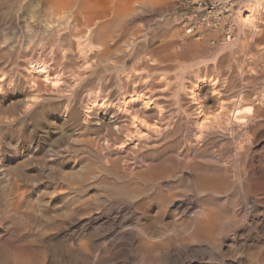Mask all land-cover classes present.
I'll list each match as a JSON object with an SVG mask.
<instances>
[{
	"label": "rangeland",
	"instance_id": "obj_1",
	"mask_svg": "<svg viewBox=\"0 0 264 264\" xmlns=\"http://www.w3.org/2000/svg\"><path fill=\"white\" fill-rule=\"evenodd\" d=\"M26 1V3H24ZM0 0V22H1V20H2V22L4 23H0V37H2V38H0V42L1 43H3V44H8V46H4L3 44H1L0 43V78L1 79H6V80H12V81H20V80H23L24 78H26V76H27V69H26V66L27 65H25V64H28V60L29 61H31V60H39L40 59V57L42 58L43 57V59H48V60H50V58H51V55H50V53H49V50H55V51H57V52H67V51H69L68 49H69V43H68V41H67V44H66V42L64 41H61L59 38H58V35L61 37L62 35L63 36H65V34H67L68 32H65L64 31V27L63 26H61V27H58V29L60 30V31H58V35H55V37L53 36V37H49V36H46L45 34H43L42 33V26L41 25H39L40 23H39V21H37V19H35L34 20V18H35V16L39 13V11H40V5H39V1L38 0H30V4H28V2L29 1H27V0ZM126 1H128V0H126ZM136 1L138 2V3H136ZM141 1H142V3H141ZM150 1V0H149ZM148 0H129L128 2H126L129 6H131L132 7V9L133 8H135L126 18H122V21H121V24H120V26H119V28H120V31L123 33V34H125V32L126 31H124L125 29L126 30H128V29H130L131 27V30H128V31H130V33H131V36H132V40H133V43H131V44H133V47H122L123 49H125L126 48V50H127V52L129 53V56H127V60H128V66L130 67V64H131V66H133V64L134 63H136V62H138V61H140L141 59H148V61H151V59L153 60V62H150L152 65H150L151 67L153 66V64L155 63V65L157 66H155L157 69H160L159 71H157V69L156 68H152L151 70H149L150 68L149 67H145L144 65H143V67L141 66V65H139L138 67V71L140 70V68H141V70L139 71V74L140 75H142L143 77H144V74L146 75L145 76V78H144V80H143V82L145 81V83H149L148 85H143V87L144 86H147V89H149L150 91H152L153 92V94L155 95V94H158V93H161L162 91L161 90H163L164 92H166L165 94H166V97H164L165 95H164V93L162 94V95H156V97H158V99H159V101H160V103H161V105L164 107V110L165 109H167V110H165L166 112H168V113H166L167 114V117H168V121L170 122L169 124V129L164 133V135H161V136H163V137H161V136H156V139H155V137H154V139H151L150 140V142L148 143V144H153V145H158V144H161V143H165L164 144V148H163V150L162 151H159L160 153H158L157 152V154H159V155H161L162 157L159 159V155H157V154H155L156 156H154L151 152V156H149V157H154L155 159L154 160H151V159H149V163L151 164V162L152 161H154V162H152V164H157L159 161H161V160H163V159H165L166 160V165L162 168V169H159L160 171H157V172H153L152 170H150V169H148V168H146V166L145 167H141L140 166V168L139 169H137L138 167H139V165L141 164V162H140V159L137 157V154L135 155V153H132V155L130 154L129 156H126V157H123V158H125V159H123V158H121V159H119L118 157H119V155L117 154V153H114V154H112V156H110L109 158H104L103 159V161L105 162L106 160V162L107 163H109V164H103L104 162L103 161H101L102 159H100L99 160V157L98 156H91V155H89V158H88V155H86L87 153L86 152H81V151H74V150H72V149H70L68 146H67V144L65 145L64 143H67L65 140H63L62 138H60V137H58V135L57 136H55L54 137V140H55V144H56V146H57V149L58 150H60V151H65L64 153L65 154H63L62 153V155H60V154H58V156H60V157H56V162H57V164L60 166V165H63V163H66V164H68V165H72V164H77V166H81L82 168H84L85 169V167H86V169L85 170H83V171H85L87 174H88V172L90 173V171H88L89 169H93V170H97L96 172H98V171H103V172H101L102 173V175H107V178H104V180H106V179H108L109 181L111 180H115V183L117 184V186H116V184H114V186H113V184L112 183H110V182H108L109 184H110V186H108L109 188H107V185H109L108 183H101V184H94V181L95 180H97L96 178L94 179H92V181L91 180H88L87 182V184L86 185H84L83 187H84V189L86 190H84L83 189V187L81 186V187H79V189H77L78 187L76 186L77 184H75V182H70V184H69V186H67V184L69 183V182H67L66 183V181H64V180H62L61 178L59 179V177H58V175H54V174H56V173H54L53 174V172H55L54 171V169H53V172H51V170H49V171H47L46 169H47V166L45 167L42 163H38V164H35L36 166L35 167H28V166H26L25 167V172H27V174L25 173L23 176H18V178L17 177H15V175L13 176L9 171L11 170V169H9V165H10V168H11V166H14V165H16V163L18 164V163H22V160H21V158H20V155L19 154H17V153H15V152H13V150H12V148H13V146H11V145H13V142L11 141L12 140V135L10 134V133H8V132H6V133H0V147H1V145L2 144H5L6 145V143H9V145H10V147H12V148H10L9 150H8V148H9V146H8V144L5 146V145H2V148L0 149V171L2 170L3 171V173H4V176H6V177H1V176H3V173H2V171L0 172L1 174H0V179H1V181H3V180H5V181H3V182H1L0 181V183H2V184H0L1 186L3 185H5L4 183H7L6 181H7V178H8V181L10 180V179H12L13 180V178H14V180H15V178H17V180H18V186H19V188H14V187H18V186H13L12 185V183H9V182H14V181H12V180H10L9 182H8V184L7 185H5L4 186V190H3V186L1 187L0 186V191H3V193H1L0 192V197H3L0 201V209H2V211L0 212V251L1 252H3L4 253V256H2L3 254L0 252V254H2L1 256H0V262H2V263H0V264H14V263H19V264H68V262H69V264L71 263L70 261H74L73 263H71V264H76L78 261H82V262H78L77 264H92L94 261H97V262H94L93 264H264V223H262V222H264V177H260L261 175L263 176L264 175V158H263V155H264V113H262L263 111H264V107H263V105H264V97H261V99L259 100V97L261 96V94L263 93L264 94V51H262L261 50V48L263 47V45H264V43H263V41H264V0H262V1H260V0H232L233 1V7H232V14H231V16H229L228 17V19H226L225 21L223 20L222 21V23H221V25L219 26V28H216V29H211V28H208V27H205V26H197V28H196V31L193 33V34H186L185 33V31H184V26H183V22H184V20L185 19H187L188 17L187 16H189V15H191L192 13H194V12H196L195 11V5H194V0H151L150 2H149ZM259 1V3H254V2H258ZM16 2V3H15ZM35 2V3H34ZM125 2V1H124ZM129 2H130V4H129ZM132 2H135L136 3V5H139V6H137V8H136V6H135V3L134 4H132ZM146 2V3H145ZM155 2V3H154ZM260 2H261V4H260ZM13 3H15V4H13ZM18 3V4H17ZM21 3H23V4H21ZM34 3V4H33ZM150 3V4H149ZM154 3V4H153ZM255 4L254 6H253V4ZM12 4H13V6H14V8H15V10H14V12H16V14L13 12V6H12ZM24 4H26L25 5V8H23V5ZM252 4V7L253 8H255V10L256 11H254V14H253V17H252V19L253 20H251V22H250V25H249V22H248V25H246V21H244V18H247V17H249V15H250V10H248L247 8H248V6L249 5H251ZM18 5V6H17ZM16 6H17V9H16ZM28 6H29V8H28ZM30 6H31V8H30ZM32 6H33V8H32ZM35 6H36V8H35ZM38 6H39V8H38ZM246 6H247V8H246ZM245 7V8H244ZM11 8V9H10ZM20 8V9H19ZM141 8V9H140ZM260 8V9H259ZM8 9V10H7ZM22 9V10H21ZM23 9H25V10H23ZM28 9H29V11H28ZM35 9V13L33 12V10ZM246 9H247V11H246ZM262 9V10H261ZM6 10V11H5ZM12 10V11H11ZM17 10V11H16ZM31 10H32V12L34 13V15H31L30 13H32L31 12ZM141 10V11H140ZM145 10H146V12H145ZM259 10V11H258ZM11 12V13H8V12ZM27 11V12H26ZM36 11H37V13H36ZM19 12H21L20 14H19ZM26 12V13H25ZM30 12V13H29ZM112 10L111 9H109V10H107V12H106V14H108V16H106V19H108L107 21L108 22H111L110 20H111V18H113L112 16L114 15V14H112ZM145 12V13H144ZM158 12V13H157ZM7 13V15H5ZM24 13V14H23ZM28 13V14H27ZM32 13V14H33ZM149 13V14H148ZM258 13V15H256L255 16V14H257ZM12 16H11V15ZM20 16H19V15ZM109 14H111V15H109ZM153 14V15H152ZM261 14V15H260ZM10 15V16H9ZM14 15V16H13ZM17 15V16H16ZM26 15V16H25ZM29 15H30V17H29ZM143 15V16H142ZM144 15H146V16H144ZM28 16V17H27ZM32 16V17H31ZM136 16H137V18H138V20H136L137 18H136ZM140 16V17H139ZM165 16V17H164ZM245 16V17H244ZM3 17H5L4 19H3ZM9 17V18H8ZM15 17H16V20H15ZM19 17V18H18ZM109 17H111V18H109ZM167 17V18H166ZM243 19H242V18ZM255 17V18H254ZM24 18V19H23ZM133 18V19H132ZM139 18H140V20H139ZM166 18V19H165ZM18 19H21V21H19L18 22ZM105 19V20H106ZM130 19H132V22H131V20ZM192 19H193V21H194V19H195V17H192ZM242 19V20H241ZM8 20V21H7ZM13 20V22H11V21ZM135 20V21H134ZM170 20V21H169ZM5 21V22H4ZM24 21V22H23ZM26 21V22H25ZM30 21H31V26H30ZM33 21H35L34 23H32ZM107 21H105L106 23H107ZM133 21H134V23H138V24H135L134 25V23H133ZM166 23V26H165V23ZM169 23H168V22ZM243 21V22H242ZM11 22V23H10ZM27 22H29V25L28 26H26L28 23ZM130 23V25H127V23ZM140 22V23H139ZM245 22V23H244ZM9 23V24H8ZM23 23H25V24H23ZM126 23V24H125ZM128 23V24H129ZM158 23V24H157ZM167 23H168V25L170 26H168L167 25ZM174 23V24H173ZM225 23H229V24H231L232 25V27H233V30H231L232 31V36H231V38H230V40H226V38H225V29H224V26H225ZM10 24L12 25L11 27L13 28V29H15L14 30V32L12 31V28L10 27ZM131 24H132V26H131ZM161 24H163V25H161ZM170 24H172V25H174L173 27H172V25H170ZM4 25H6V26H4ZM23 25V26H22ZM35 25V26H34ZM36 25H37V27H36ZM124 25H126V26H124ZM134 25V26H133ZM136 25H137V27H136ZM157 25V26H156ZM159 25V26H158ZM181 25V26H180ZM258 25V28L256 27ZM15 26H17V27H15ZM26 26V27H25ZM29 26H30V28H29ZM129 26V27H128ZM162 26V27H161ZM168 26V27H167ZM177 26V27H176ZM1 27H2V29H1ZM6 27V28H5ZM22 27V28H21ZM122 27H126L125 29L124 28H122ZM137 29H136V28ZM164 27H166V28H164ZM256 27V28H255ZM262 27V28H261ZM11 28V30H9ZM17 28V29H16ZM25 28V29H24ZM34 28V29H33ZM40 28V29H39ZM61 28V29H60ZM156 28H158L159 30H154V29ZM169 28H173L172 30H173V32H172V30H170ZM5 29V30H4ZM19 29V30H18ZM22 29H24V30H22ZM30 29V30H29ZM67 29H69V28H67ZM122 29V30H121ZM124 29V30H123ZM133 29V30H132ZM162 29V30H161ZM163 29H164V32H163ZM168 29V31L167 32H165V30H167ZM180 29V30H179ZM4 30V31H3ZM29 30V31H28ZM252 30V31H251ZM258 30H259V33H255V32H258ZM6 31V32H5ZM31 31V32H30ZM124 31V32H123ZM132 31H133V34H135V35H133L132 34ZM138 31V32H137ZM159 31H161V32H163V33H159ZM171 31V32H170ZM183 31V32H182ZM5 34V35H7L8 34V36H5V35H3V33ZM10 32H11V34H10ZM23 32V33H22ZM25 32H29L30 34H28L27 33V36H26V33ZM34 33V35H33V33ZM39 32H40V34H39ZM171 34H170V33ZM175 32V36H174V33ZM178 32V33H177ZM254 32V33H253ZM19 33V34H18ZM21 33V34H20ZM25 33V34H24ZM32 33V34H31ZM137 33H139V34H137ZM166 33V35L168 36H166V35H164ZM252 33V34H251ZM16 36H15V35ZM39 34V35H38ZM61 34V35H60ZM177 34V35H176ZM179 34H182V35H180L179 36ZM185 34V35H184ZM10 35V36H9ZM22 35V36H21ZM25 35V36H24ZM31 35H32V37H31ZM142 35V37H140ZM144 35V36H143ZM184 35V36H183ZM35 36V37H34ZM38 36V37H37ZM41 36V37H40ZM43 36L45 37L44 39H43ZM134 36V37H133ZM147 36H148V38H147ZM171 36V37H170ZM27 37V38H26ZM29 37V38H28ZM50 39H49V38ZM138 37H140V38H138ZM162 37H164L162 40H161V38ZM168 39V40H165L166 38ZM10 38H12V39H9ZM26 38V39H25ZM32 38V39H31ZM58 38V39H57ZM137 38L139 39V40H137ZM142 38V39H141ZM145 38V39H144ZM147 38V39H146ZM6 39H8V40H6ZM19 39L21 40V41H19ZM24 39V40H23ZM34 39V40H33ZM52 39V40H51ZM54 39V40H53ZM141 39V40H140ZM151 41H149V40ZM171 39V40H170ZM42 40V41H41ZM58 40V41H57ZM137 42H136V41ZM144 40L145 41H148L150 44H149V49H151V48H155V47H158L162 42L164 43V41H165V44L167 45V47H166V49H165V51L167 50V52H165V54L163 55V53H161V54H159V53H157V54H159V55H155V54H146V53H141V52H139V47H137V46H140L143 42H144ZM185 42H184V41ZM189 40L191 41L190 42V44H189ZM192 40H194V41H197V43L196 42H192ZM11 41V42H10ZM16 41V42H15ZM32 41V42H31ZM34 41V42H33ZM36 41V42H35ZM51 41V42H50ZM139 41V42H138ZM158 41V42H157ZM181 41V42H180ZM183 41V42H182ZM231 41V42H230ZM6 42V43H5ZM9 42V43H8ZM38 42V43H37ZM59 42H60V44H59ZM167 42V43H166ZM175 42H177L176 44H174ZM230 42V43H229ZM25 43H28V44H25ZM35 43V44H34ZM42 43V44H41ZM45 43V44H44ZM53 45H52V44ZM65 43V45L67 46H65V45H63ZM136 43H138V44H136ZM158 43H160V44H158ZM171 43V44H170ZM187 43V44H186ZM191 43H193V45H191ZM199 43V44H198ZM260 43V44H259ZM16 44H18V45H16ZM39 44V45H38ZM55 44H58V45H56V47H55ZM183 44V45H182ZM186 44V45H185ZM194 44H197V46L196 47H201V49L203 48V50L202 51H204V54H203V52L200 50V47H199V49L198 48H196V50H195V52L196 51H198V52H196V54H195V52H194ZM11 45V46H10ZM35 45V46H34ZM44 45V46H43ZM136 45V46H135ZM155 45H158V46H155ZM173 45V46H172ZM180 45V46H179ZM192 46V48H191V46ZM199 45V46H198ZM259 45V46H258ZM261 45H262V47H261ZM30 46V47H29ZM36 46H37V48H36ZM49 46V47H48ZM54 46V47H53ZM176 46V47H175ZM179 46V47H178ZM183 46V47H182ZM188 46H190V47H188ZM32 47V48H31ZM60 47H62V48H67L66 50H61V48ZM171 47H172V49H171ZM175 47V48H174ZM181 47V48H180ZM256 47V48H255ZM257 47H258V49H257ZM47 48V49H46ZM58 48H60V50L58 49ZM130 48H132V49H130ZM171 50H170V49ZM177 48V49H176ZM180 50H179V49ZM185 48H187V49H185ZM255 48V49H254ZM34 49L35 50H37V51H35L36 53H38V55L34 52ZM42 49V50H41ZM136 51V49H137V51L136 52H134V50ZM261 51H260V50ZM28 50V51H27ZM31 50H32V52H31ZM44 50H46V51H44ZM59 50V51H58ZM177 52H176V51ZM180 52H179V51ZM182 50V51H181ZM254 50V51H253ZM27 51V52H26ZM31 52V54H30V52ZM41 51V52H40ZM45 52V55H44V53L43 52ZM172 51V52H171ZM176 53H175V52ZM185 51V52H184ZM187 51H189V52H191V54H192V57H190V53H188ZM193 51V52H192ZM201 51V52H200ZM29 52V54L27 55L26 53H28ZM49 54H48V53ZM179 52V53H178ZM183 52V54H181ZM200 52V53H199ZM40 53V54H39ZM47 53V54H46ZM130 53H132V54H130ZM139 53V56H140V58H139V56H137V58L139 59H136V61H135V58H136V55ZM169 53H171V56H170V54ZM173 53H174V55H180L181 57H178L177 55L176 56H174L173 55ZM136 54V55H135ZM141 54V55H140ZM146 54V55H145ZM168 56H167V55ZM186 54H189V55H186ZM200 54V55H199ZM203 54V55H202ZM261 54H263V55H261ZM31 55V56H30ZM43 55V56H42ZM46 55H50L49 57H47ZM133 55V56H132ZM135 55V56H134ZM144 55V56H143ZM154 55V56H153ZM160 55L162 56V57H160ZM186 55V56H185ZM34 56H36V57H34ZM47 58H46V57ZM59 55H57V57H58ZM182 56H184V57H182ZM188 56H189V58H188ZM198 56V57H197ZM200 56H202L201 58H200ZM204 56V57H203ZM144 57V58H143ZM159 57V58H158ZM167 57H169L168 58V60H167ZM173 59L174 57H175V59L173 60V62L171 61L172 59ZM176 57L177 58H180V59H183V60H180V59H176ZM197 57V58H196ZM28 58V59H27ZM30 58H32V59H30ZM134 58V59H133ZM156 58L158 59L157 61H156ZM199 58V59H198ZM203 58H204V60H203ZM211 58V59H210ZM26 59V60H25ZM57 59H60L61 60V57L59 58H57ZM117 59V56H113L112 58H111V60H116ZM132 59V60H131ZM159 59H161L160 61H161V63H160V61H159ZM206 59V60H205ZM208 59V60H207ZM59 60V61H60ZM134 60V61H133ZM162 60L165 62H163L162 63ZM176 60V61H175ZM180 61V63H179V61ZM191 60H193V61H191ZM202 60V61H201ZM58 61V62H59ZM62 61V60H61ZM132 61V62H131ZM168 61V62H167ZM170 61V62H169ZM175 61V62H174ZM178 61V62H177ZM191 61V62H190ZM200 62L201 61V64H202V62L203 61H205V64H203L200 68L199 67H189L190 65H192L193 63H195V62ZM214 61V62H213ZM25 62V64L23 65V63ZM134 62V63H133ZM177 62V63H176ZM209 62V63H208ZM210 62H212V63H210ZM158 63V64H157ZM166 63H168V65L166 64ZM171 63H174V64H171ZM188 63H189V66H187L188 65ZM206 63H208V64H206ZM68 64H69V62H67V64H65V71H66V74L65 75H62V82H64V79H66V77L67 76H70V79H72L71 77H73V74H72V72H74V68H72V69H70L71 68V65L69 64V66H68ZM167 66H166V65ZM178 64V65H177ZM187 64V65H186ZM159 65H162V67H159ZM177 65V66H176ZM185 67H184V66ZM204 65H206L205 67H204ZM23 66V67H22ZM169 66V67H168ZM174 66H175V68L177 69H175L174 68ZM154 67V66H153ZM170 68V69H164V68ZM206 67H208V68H206ZM253 67V68H252ZM23 68V69H22ZM25 68V69H24ZM70 70H69V69ZM104 67H102V66H97V67H95L94 68V70H92V68L90 69V71L92 70V72H93V74L91 75L92 76V78H91V80H93V84L94 85H96L99 81H105L107 84H108V86H110L111 87V84L113 83V86H112V89H110V90H115L116 89V87H118V86H115L116 84L118 85V83H114V82H116V80H114L115 78L113 77L114 76V74L116 73V72H113L112 73V71H111V69H108V68H105V69H103ZM110 68V67H109ZM149 68V69H148ZM174 69V70H176V71H173V70H171V69ZM181 70H180V69ZM185 68H188V69H185ZM195 68H197V69H199V72H198V70L197 69H195ZM202 68V69H201ZM146 69V70H145ZM154 69V70H153ZM162 69H163V71H162ZM194 70L192 73L190 72L189 73V71L190 70ZM204 69H206V70H204ZM23 72H22V71ZM25 70V71H24ZM68 70H69V72H68ZM71 70H72V72H71ZM147 70L148 71H150V72H147ZM153 70V71H152ZM157 72H161V74L159 73H157ZM164 70H166V71H164ZM100 71H102V72H104V74L102 73V72H100ZM143 71V72H142ZM153 72V74L151 75L150 73H152ZM155 71V72H154ZM168 71H169V73H168ZM173 72V73H171V72ZM181 71V72H180ZM196 71V72H195ZM200 71H202V72H200ZM21 72V73H20ZM71 72V73H70ZM94 72L96 73V72H98L99 73V75H98V73H96V74H94ZM141 72V73H140ZM147 72V73H146ZM163 72H165V74H163ZM177 72V73H176ZM183 72H185V73H183ZM186 72H187V74H186ZM197 72H198V74L199 73H201V74H199V76L197 75ZM15 73V74H14ZM25 73V75L23 76V74ZM105 73H107L106 75H105ZM157 73V74H156ZM176 73V74H175ZM180 75H179V74ZM181 73H183V74H181ZM189 73V74H188ZM194 73H196V74H194ZM11 76H13V77H11ZM13 74V75H12ZM68 74V75H67ZM76 74H77V72H76ZM149 74V75H148ZM155 74V75H154ZM163 74V75H162ZM169 74V75H168ZM175 74V75H174ZM3 75V76H2ZM10 76V78H9V76ZM94 75V76H93ZM97 75V76H96ZM101 75V76H100ZM104 76V78L107 80H103L104 78H103V76ZM112 75V76H111ZM161 75V76H160ZM179 77H178V76ZM194 75V76H193ZM201 75H203V76H201ZM206 75H208V76H206ZM229 76L227 79H226V77H224V76ZM2 76V77H1ZM64 76H65V78H64ZM150 77V82L153 84V86H156V87H154L153 88V86L151 87V83L149 82V77ZM156 76V77H155ZM158 76H160V77H158ZM162 76H164V77H162ZM183 76V77H182ZM186 76H188L187 77V79H186ZM190 76V77H189ZM220 76H222V77H220ZM6 77V78H5ZM21 77H22V79H21ZM96 77H97V80H96ZM110 77H112V79L110 78V80H109V78ZM147 77V78H146ZM155 77V78H154ZM168 77V78H167ZM169 77H171V79H169ZM192 77V78H191ZM195 77H197V80H196V78ZM198 77H200V78H198ZM17 78V79H16ZM68 79H66L65 80V82H64V84L62 85V88H64V90H63V92L64 93H68V92H70L71 91V89H72V87L70 86V88H69V90H67V88L69 87V83H70V79H69V77H67ZM95 80H94V79ZM114 78V79H113ZM157 78V79H156ZM159 78V79H158ZM185 78V79H184ZM190 78H191V80H190ZM203 78H209L208 80H210V78L211 79H215V80H218L217 82H216V85L218 86V88H217V86H216V89L214 90V92L211 90V89H209V87H208V84H202V86L200 87V91H198L199 92V99H198V101L199 102H202L203 101V99H205L206 101L207 100H209V105H211V104H213L212 106L214 107V108H216V110H215V112L217 111L218 113H219V111H220V113H219V116H218V118L216 119V121L214 122V121H212L206 128H205V130L206 131H208L209 132V130H210V132L212 131V128H214V125H215V128L213 129L214 131L212 132V134L211 133H207V134H205V133H202V135H198L199 136V138L197 137V134H196V129H194V127H196V124H194L195 123V119L194 118H192V116H193V113H192V109L194 108V107H192V106H194L195 104H197V103H199V102H197V100H195V102L192 100V97L193 96H191V90H192V88L196 91L198 88L197 87H195V83L196 82H198V79H199V81L201 80V79H203ZM217 78V79H216ZM223 78H225V79H223ZM99 79V80H98ZM195 79V80H194ZM230 79V81H229V83H228V80ZM8 80V81H9ZM154 80V81H153ZM158 80V81H157ZM189 80V81H188ZM226 80V81H225ZM97 81V82H96ZM114 81V82H113ZM191 81H193V82H191ZM221 83H220V82ZM222 81H223V84H222ZM96 82V83H95ZM109 82H111V83H109ZM160 82V83H159ZM162 82L164 83V84H162ZM166 82H171L170 83V85L169 84H166ZM187 82H189V83H187ZM159 86V84H160V86L158 87L156 84ZM159 83V84H158ZM181 83V84H180ZM183 83H184V85H183ZM231 83V84H230ZM67 84V85H66ZM139 84H141L140 82H139ZM155 84V85H154ZM188 84V85H187ZM195 84V85H194ZM221 84V85H220ZM261 84H263V85H261ZM164 85L166 86V87H169V88H166L165 90H164ZM169 85V86H168ZM185 86L184 88H185V92H184V89H183V86ZM187 85V86H186ZM191 85H193V86H191ZM231 85H232V87H231ZM114 86H115V88H114ZM207 86V87H206ZM222 86V87H221ZM263 86V87H262ZM67 87V88H66ZM182 89H181V88ZM189 87V88H188ZM202 87H203V89H202ZM205 87V88H204ZM228 87H230V88H228ZM93 88H94V86H93ZM152 88V89H151ZM157 88H160V89H157ZM163 88V89H162ZM191 88V89H190ZM197 88V89H196ZM257 88V89H256ZM259 88H260V91H261V93H260V91H259ZM156 91V90H159V91H157V92H155L154 90ZM189 89V90H188ZM219 89H221V90H219ZM224 89V90H223ZM228 89V90H227ZM255 89V90H254ZM18 90V89H17ZM180 90V91H179ZM182 90V91H181ZM187 90H188V92H187ZM204 92H203V91ZM206 90V91H205ZM161 91V92H160ZM211 91V92H210ZM215 91H219V92H215ZM224 91V92H223ZM228 91V92H227ZM256 91H258V92H256ZM17 91H16V89L14 90V89H11V91H9V92H5L4 94H2V96H1V98L0 99H3V96H5L6 95V98H4V102H0V106H1V104H2V106H3V108L2 107H0V110H1V116H0V118H1V120L4 122H2L1 120H0V129L3 127V125L7 122V121H9L10 120V118H11V113H10V111H12V105H13V103H15L14 101H15V98H14V94L16 93ZM63 92L61 93V94H58L59 96H57V97H59V98H54L53 99V101H55V102H58V101H60L62 98H61V96L63 95ZM186 93V94H184V93ZM201 92V93H200ZM222 92V93H221ZM226 92L228 93L227 95H226ZM255 94H254V93ZM181 93H183L182 95H181ZM215 93V94H214ZM217 93V94H216ZM219 93V94H218ZM7 94H9L8 96H7ZM200 94H202V95H200ZM208 94V95H207ZM215 96H217L218 98V100H219V102L220 101H223V102H220L219 104H217L216 102H214V99L212 100V99H209V98H211V97H213L214 95ZM220 94H222V95H220ZM232 94V95H231ZM244 94H245V96H244ZM248 94L250 95V96H248ZM253 94V95H252ZM260 94V95H259ZM11 95V96H10ZM187 97H186V96ZM207 95V97H205L204 98V96H206ZM230 95V96H229ZM240 95H242V96H240ZM183 96H185V97H183ZM214 96V97H215ZM220 96H223V97H220ZM228 96V97H227ZM254 96V97H253ZM259 96V97H258ZM160 97H162V98H160ZM180 97H182V98H180ZM190 97V98H189ZM220 97V98H219ZM224 97H226V98H224ZM244 97V98H243ZM253 97V98H252ZM194 98V97H193ZM203 98V99H202ZM255 98V99H254ZM14 99V100H13ZM59 99V100H58ZM181 99V100H180ZM183 99H185V101H183ZM240 99V100H239ZM245 99V100H244ZM254 99V100H253ZM256 99H258V100H256ZM262 99H263V101H262ZM165 100V102H163ZM180 100V101H179ZM212 100V101H211ZM228 102H232L231 104L230 103H228ZM249 100H251V101H249ZM253 100V101H252ZM13 101V102H12ZM190 101V102H189ZM242 101V102H241ZM244 101H246V102H244ZM251 102L250 104H251V107H250V104H249V102ZM256 101V102H255ZM212 102V103H211ZM248 102V104L247 105H245L244 103H247ZM253 102V103H252ZM261 102L263 103V104H261ZM187 103V104H186ZM190 103V104H189ZM224 103H227V104H224ZM237 105H236V104ZM244 105H243V104ZM259 103V104H258ZM11 104V105H10ZM181 104V105H180ZM182 104H183V107L184 106H186V107H184L185 108V110H182L183 109V107H182ZM222 104H223V106H222ZM240 104H242L241 105V107H239L240 106ZM255 106V107H253V105ZM262 105V107H261V105ZM8 105H10V106H8ZM15 105V104H14ZM13 105V106H14ZM190 107H189V106ZM5 106V107H4ZM7 106V107H6ZM167 106V107H166ZM188 106V107H187ZM228 106H230L229 108H228ZM237 106V109H235L234 111H232L235 107ZM248 106H249V108H248ZM257 106V107H256ZM9 107V108H8ZM10 107H12L11 109H10ZM220 109H219V108ZM224 107V108H223ZM227 107V108H226ZM253 107V108H252ZM7 108V109H6ZM177 108H179V109H177ZM186 108H188V111H187V109ZM232 110H231V109ZM239 108H241V109H239ZM246 108H248V109H246ZM256 108H257V110H256ZM259 108V109H258ZM263 108V109H262ZM3 109H6L5 111H9V113L10 114H8V111L7 112H4V110ZM10 109V110H9ZM172 109V110H171ZM219 109V110H218ZM223 109V110H222ZM226 111H225V110ZM228 109H230V111H228ZM246 109V110H245ZM262 109V111H260ZM169 110H170V112H169ZM177 110H179V114H180V116L179 117H177L179 114H178V111ZM238 110V111H237ZM243 110H245L246 112H243ZM173 111H174V113H175V116H174V113H173ZM180 111H184V112H180ZM191 111V112H190ZM224 111H225V113L226 112H230V114H228V113H226V114H228V115H226L225 113H224ZM255 111V112H254ZM49 112L50 113H56V111H54L53 110V108H49ZM187 112V113H186ZM190 114H189V113ZM233 112V113H232ZM235 112V113H234ZM239 112H241L240 114H239ZM252 112V114H250ZM4 113H6V114H8V118H9V120H8V118L6 117V114H4ZM172 113V114H171ZM183 113H186V114H183ZM231 113H232V115H231ZM245 113V114H244ZM257 115H256V114ZM171 114V115H170ZM177 114V115H176ZM183 114V115H182ZM190 115V117H189V115ZM226 115V116H224V115ZM246 114H248L247 116H242V115H246ZM254 114V115H253ZM262 114V115H261ZM184 115H185V118H186V120L184 119V118H181V117H184ZM229 115L231 116V117H229ZM235 115V116H234ZM238 115H240V116H238ZM188 116V117H187ZM222 116V117H221ZM228 116V117H227ZM250 116H252L251 117V120H249L250 118ZM224 117V118H223ZM225 117H227L228 119L229 118H231V119H226ZM235 117V118H234ZM246 117H248V118H246ZM254 117V118H253ZM255 117H256V119H257V121L259 120V122H256V121H254V120H256L255 119ZM5 118V119H4ZM6 118H7V120H6ZM176 118V119H175ZM178 118V119H177ZM180 118H181V120L183 119V120H185V121H181L180 120ZM221 118L223 119V121H221ZM238 118V119H237ZM240 118V119H239ZM242 118H244V119H242ZM259 118H261V119H259ZM173 119V120H172ZM248 119V120H247ZM253 119V120H252ZM6 122H5V121ZM180 120V121H179ZM189 120V121H188ZM193 120V121H192ZM243 120H245V121H243ZM263 120V121H262ZM174 121H176V122H174ZM179 121V122H178ZM229 121V122H228ZM238 121H243V123L241 124L240 122H238ZM251 121V122H250ZM252 121H254V122H252ZM181 122V123H180ZM191 122V123H193V124H189V123ZM235 122V123H234ZM249 122V123H248ZM1 123L3 124V125H1ZM174 123V124H173ZM177 125H176V124ZM179 123L182 125H180V126H178L179 125ZM184 123V124H183ZM214 123V124H213ZM218 123V124H217ZM220 123H223V124H220ZM240 123V124H239ZM248 123V124H247ZM254 123H255V125H254ZM256 123H258V125L256 124ZM173 124V125H172ZM212 124V125H211ZM230 126H228V125ZM235 124V125H234ZM261 124H262V126H261ZM188 126V127H186V126ZM191 125H193V126H191ZM219 125V126H218ZM220 125H222L221 126V128L222 129H220ZM227 126V127H225V126ZM234 125V126H233ZM237 125V126H236ZM239 125H241V128H240V126ZM174 126V127H173ZM191 126V127H190ZM258 128H257V127ZM77 126L76 125H74L73 126V130L77 133V128H76ZM182 127V128H181ZM210 127V128H209ZM224 127V128H223ZM235 127H237V128H235ZM247 127V128H246ZM262 127V128H261ZM30 125L28 126V128L26 127L25 128V130H26V132L28 131H30ZM33 126H31V130H33ZM92 128V129H91ZM90 129H88L87 131H89V132H87L86 131V133L85 132H83L82 134L84 135H80V139H84V138H87V136L93 131V133L94 134H96V130H94L95 128L94 127H91ZM186 128V129H185ZM191 129V131H190V129ZM193 128V129H192ZM227 128H229V129H231V130H229V129H227ZM234 128L235 129H238V130H235L234 131ZM242 128H244V130L245 131H243L242 132ZM246 128V129H245ZM254 128V129H253ZM260 128V129H259ZM174 129H176V131L174 130ZM178 129V130H177ZM186 130V132H185V130ZM188 129V130H187ZM216 129H220L219 131L218 130H216ZM259 129V130H258ZM262 129V130H261ZM230 132H229V131ZM248 130V131H247ZM249 130H251V131H249ZM254 130V131H253ZM170 131H171V135H170ZM175 133H174V132ZM187 131H189V133H190V135H191V133H193L194 134V136H190V135H187L186 133H188ZM215 131H217L218 132V134L216 135V134H214V132ZM223 131H224V134H223ZM229 133H228V132ZM236 131H237V134H236ZM262 133V131H263V133H262V135H260L261 133ZM27 132V133H28ZM78 132H80V131H78ZM182 132V133H181ZM205 132V131H204ZM222 132V134H220ZM234 132V133H233ZM245 132H248L247 133V135H246V133ZM254 134H253V133ZM93 133H91V135L93 134ZM179 133V134H178ZM186 135H185V134ZM188 133V134H189ZM227 133V134H226ZM231 133H233L232 135H231ZM239 133V134H238ZM245 133V134H244ZM93 134V135H94ZM176 134H178L179 135V137H177L176 136ZM185 136H184V135ZM192 134V135H193ZM211 134V137H208L209 135ZM229 134V135H228ZM252 134H253V136H255V134H256V136H255V139H254V137L252 136ZM168 135V136H167ZM182 137H181V136ZM216 135V136H215ZM223 135V136H222ZM228 135V136H227ZM235 135V136H234ZM242 135V136H241ZM248 135H250L249 136V140H248V137H246V136H248ZM9 136V137H8ZM86 136V137H85ZM165 136H167L168 137V139H167V137H165ZM189 138H188V137ZM196 136V137H195ZM209 139H207L206 137ZM215 136V137H214ZM220 136V137H219ZM227 138H226V137ZM244 136V137H243ZM2 137V138H1ZM82 137V138H81ZM84 137V138H83ZM161 137V138H160ZM174 137V138H173ZM176 137V138H175ZM184 137V138H183ZM194 137V138H193ZM200 137H203L204 139H202V138H200ZM216 137H218V138H216ZM225 137V138H224ZM231 137V138H230ZM235 137H236V139H235ZM237 137H238V141H237ZM242 137H243V139H242ZM8 138V139H7ZM58 138V139H57ZM164 138V139H163ZM166 138V139H165ZM192 140H191V139ZM198 138V139H197ZM205 138H206V140H205ZM247 138V139H246ZM3 139H4V141H3ZM161 139V140H160ZM174 139V140H173ZM180 139V140H179ZM186 139V140H185ZM187 139H189L190 141H188ZM194 139H196V141L198 142L199 141V139H200V143L202 144H200L199 142V145H198V143L194 140ZM217 139V141H215ZM223 141H222V140ZM231 140L232 139V141H227V140ZM251 139V140H250ZM1 140H2V142H1ZM8 140V141H7ZM57 140V141H56ZM159 140V141H158ZM171 140H173V141H171ZM185 140V141H184ZM204 142H203V141ZM240 140H242V142L240 141ZM252 140H254V141H252ZM153 141V142H152ZM180 141V143H181V146H183V147H181L180 146V143H178ZM233 141H234V143L236 144H233ZM238 143H237V142ZM5 142V143H4ZM176 142V143H175ZM192 142V143H191ZM195 142V143H194ZM226 142H228V143H226ZM239 142H240V144H241V146H240V144H239ZM62 143H63V145H62ZM166 143L168 144V145H166ZM173 145H171V144ZM175 144V147H177L176 148V150L178 149L179 151H176V150H174L175 149V147H174V144ZM188 143V144H187ZM247 143V144H246ZM250 143V144H249ZM60 144V145H59ZM170 144V145H169ZM179 144V145H178ZM190 144V145H189ZM192 144V145H191ZM196 144H197V146L198 147H196ZM226 144H228V145H226ZM239 144V145H238ZM243 144H245L244 146H243ZM62 145V146H61ZM178 145V146H177ZM189 145V146H188ZM208 145H209V148H208ZM231 147H230V146ZM247 145V147H248V149H247V147H246V150H247V152L245 153V151H244V147ZM64 146V147H63ZM68 147V149H70L69 151H70V153H69V151L68 150H66L67 149V147ZM166 146V147H165ZM172 148H171V147ZM186 146V147H185ZM190 147V149L188 148V147ZM195 148H194V147ZM229 148V149H227V147ZM238 146V147H237ZM8 147V148H7ZM168 147V148H167ZM174 147V148H173ZM204 147H206L205 149H204ZM233 147H234V149H233ZM4 148V149H3ZM64 148V149H63ZM167 148V149H166ZM170 148L172 149V151L170 150ZM182 150H181V149ZM185 148V149H184ZM227 149V150H225V149ZM231 148H232V150H231ZM236 148H240V149H236ZM242 148V149H241ZM165 149V150H164ZM5 150V151H4ZM188 150H190V151H188ZM201 150V151H200ZM206 151V152H204V151ZM210 150V151H209ZM235 150V151H234ZM66 151H67V153H66ZM164 151V152H163ZM174 151V152H173ZM209 151V152H208ZM240 151V152H239ZM72 152H74V154L72 153ZM142 152V151H141ZM168 152V153H167ZM178 152H180V153H178ZM186 152L188 153L187 155H185L186 154ZM202 152H203V154H202ZM69 153V154H68ZM78 153V155H76ZM79 153H83L82 154V156L84 157V156H86V157H82L81 156V154L79 155ZM175 153H178V154H175ZM232 153H233V155H232ZM116 154L118 155V156H116ZM163 154V155H162ZM164 154H166V156L164 155ZM183 154V155H182ZM190 154V155H189ZM238 154H240V157L241 158H238L239 157V155ZM249 154H251V156L249 155ZM74 155V156H73ZM76 155V156H75ZM115 155V156H114ZM133 155H135V158H136V160L138 159V161H134L135 159H134V156ZM188 155L189 156H191V158L190 157H188ZM238 155V156H237ZM241 155H243V157L241 156ZM245 155V156H244ZM3 156V157H2ZM68 156V157H67ZM70 156V157H69ZM78 156V157H77ZM131 156V157H130ZM186 156V157H185ZM217 156V157H216ZM223 156H224V159H223ZM246 156H247V158H246ZM248 156H250V157H248ZM255 156V157H254ZM261 156V157H260ZM62 157H67V158H62ZM92 157H95V158H92ZM113 157V158H112ZM115 157H117V159H119L118 161H117V159L115 158ZM157 157H158V159H157ZM187 157H188V159H187ZM238 158V160L236 159V158ZM245 157V158H244ZM251 157H253V159L251 158ZM9 158V159H8ZM11 158H13V159H11ZM90 158H92L93 159V161H95V162H93L92 160H90ZM126 158H128V160L126 159ZM133 158V159H132ZM177 158V159H176ZM184 158V159H183ZM250 158V159H249ZM259 158H260V160H259ZM261 158H262V160H261ZM59 159V160H58ZM63 159V160H62ZM78 159V160H77ZM88 160V163L90 162V161H92L91 163H87V160ZM130 159V160H129ZM157 159V160H156ZM221 159H222V161H221ZM235 159V160H234ZM240 159V160H239ZM243 159H245V160H243ZM248 159H249V162H250V165H248ZM17 162H16V161ZM21 160V161H20ZM74 160V161H73ZM86 160V161H85ZM116 160V162L114 163V161ZM127 160V161H126ZM170 161V162H167V161ZM189 160H191L190 162H189ZM251 160V161H250ZM259 160V161H258ZM19 161V162H18ZM60 161V162H59ZM62 161V162H61ZM77 161H78V163H77ZM99 161H101V163L99 162ZM110 161V162H109ZM125 161V162H124ZM151 161V162H150ZM184 161H185V163H184ZM254 161V162H253ZM261 161H263L262 163H261ZM4 162V163H3ZM6 162H8L9 163V165H7L8 163H6ZM40 162H42V161H40ZM59 162V163H58ZM72 162V163H71ZM81 162V163H80ZM85 162V163H84ZM117 162H118V164H117ZM121 162H123V163H121V165H120V163ZM128 162V163H127ZM136 162V163H135ZM222 162V163H221ZM245 162V163H244ZM6 163V164H5ZM11 163H12V165H11ZM92 163H94V165H95V167L97 168V169H94L95 167L92 165ZM124 163H125V166H124ZM127 163V164H126ZM134 163V164H133ZM179 163V164H178ZM183 163V164H182ZM186 163H187V167L185 166L186 165ZM200 163V164H199ZM203 165H202V164ZM254 163V165L252 166V164ZM256 163H257V165H256ZM258 163L260 164H262L263 166H260V165H258ZM4 164V165H3ZM43 165V166H41V168H40V165ZM86 164H87V166H86ZM98 164H101L102 166L104 165V170L103 169H99V168H102V166L101 165H99L98 166ZM139 164V165H138ZM172 164V165H171ZM208 164V165H207ZM240 166H239V165ZM248 166H247V165ZM39 165V166H38ZM106 165H109V168H108V166H106ZM133 167V168H135V167H137V168H135V169H130L129 167ZM180 165V166H179ZM200 165H202V166H200ZM206 165V166H205ZM213 165H215V166H213ZM218 165H219V167H218ZM245 165V166H244ZM34 166V165H33ZM59 166L57 167V168H59ZM84 166V167H83ZM101 166V167H100ZM106 166V167H105ZM116 166V167H115ZM122 166H124L123 168H122ZM127 166V167H126ZM179 166V167H178ZM211 166V167H210ZM217 166V167H216ZM240 167V171H239V168L238 167ZM247 166V167H246ZM260 166V168L261 167H263L261 170L262 171H260L259 172V170H260V168H258ZM2 167V168H1ZM7 167V168H6ZM38 167H39V169H38ZM43 167H44V169H43ZM88 167V168H87ZM99 167V168H98ZM121 167V168H120ZM126 167V168H125ZM131 167V168H132ZM227 167V168H226ZM244 167V168H243ZM251 167V168H250ZM254 167V168H253ZM35 168V170H37V172H34L35 170H33ZM46 168V169H45ZM114 168H116V169H114L115 171H118V172H115L114 173V170L113 169ZM174 168H176V169H174ZM224 168H225V170H224ZM247 168H249V169H247ZM257 168H258V170H257ZM9 169V170H8ZM88 169V170H87ZM107 169H110L109 171H110V173H109V171H107ZM120 169V170H119ZM125 169H127V171L125 170ZM178 169V170H177ZM187 171H186V170ZM207 169H210L209 171L207 170ZM218 169V170H217ZM221 169V170H220ZM236 169V170H235ZM6 170V171H5ZM27 170V171H26ZM42 170V171H41ZM46 170V171H45ZM140 170H142L141 172H140ZM175 170H176V172H175ZM181 170V171H180ZM184 170V171H183ZM244 170V174H243V171ZM95 171H91V172H95ZM106 171L108 172V173H106ZM111 171H113V172H111ZM122 173H121V172ZM123 171H124V173H123ZM132 171V172H131ZM134 171H135V173H134ZM180 171V172H179ZM183 171V172H182ZM246 171H247V173H246ZM5 172H6V174H5ZM7 172H9V173H7ZM43 172H45V175L43 176ZM52 173L53 175L51 176V177H48V175H49V173ZM131 174H130V173ZM175 174V176H174V174ZM182 172V173H181ZM186 172H187V174H186ZM259 172V173H258ZM261 172H263L262 174H261ZM31 174V176H30V174ZM38 174L37 176L36 175H34V174ZM40 173V174H39ZM43 173V174H42ZM101 173L99 174V175H101ZM104 173V174H103ZM106 173V174H105ZM112 173V175H110ZM116 173H118V174H120V176L122 175V177H120V179L122 180H120V179H118L119 178V175L118 174H116ZM166 173H168V174H166ZM171 173H172V175H171ZM178 173V174H177ZM181 173V174H180ZM184 173V174H183ZM251 173H253V174H251ZM10 174V178L8 177V175ZM29 174V176L30 177H28V179L27 178H25L27 175ZM113 174H115V177H112V176H114ZM165 174H166V176H165ZM170 174V175H169ZM243 175V176H240V175ZM252 175L253 176V178L254 179H256V180H254L252 177V179L249 177L250 175ZM261 174V175H260ZM35 176V177H33V176ZM102 175L101 176H99L100 178L102 177ZM125 175V176H124ZM127 175H131V178H130V176H127ZM167 175H168V177H167ZM178 175V176H177ZM182 175V176H181ZM244 175H246V176H244ZM255 175H259L258 177L257 176H255ZM40 176H42V178H41V181H40V178H39V180H38V177H40ZM50 176V175H49ZM58 177V179L60 180V181H58V179H57V177ZM110 176V177H109ZM134 176H135V178H134ZM139 176V179H141V180H139L138 178H136V177H138ZM193 178V180H192V178ZM21 177L22 178H25V179H21ZM44 177H45V179H44ZM57 179H55V178ZM106 177V176H105ZM117 177V178H116ZM125 177V178H124ZM128 177V178H127ZM174 177V178H173ZM180 178L182 181H180V179H178V178ZM243 177V178H242ZM251 179H249V178ZM259 179H257V178ZM30 178V179H29ZM32 178V179H31ZM34 178H36V179H34ZM51 178V179H50ZM110 178V179H109ZM117 180H116V179ZM122 178H124V179H122ZM133 178H134V180H133ZM164 178V179H163ZM167 178H169L170 179V181L167 179ZM173 178V179H172ZM240 178V179H239ZM242 178V179H241ZM247 178V179H246ZM261 178V179H260ZM3 179V180H2ZM20 179L22 180V181H20ZM48 179V180H47ZM54 179V180H53ZM136 179V180H135ZM146 180L147 182H144L145 184H143V181L144 180ZM152 179V180H151ZM162 179V180H161ZM167 181H166V180ZM240 181H239V180ZM245 179H246V181H245ZM27 182H25V181ZM30 180H31V182L33 181L34 183H36V181H38V183H36V184H34L33 182L32 183H30ZM36 180V181H35ZM43 180V181H42ZM45 180V181H44ZM94 180V181H93ZM108 180H106V181H108ZM129 180V181H128ZM131 180H133V181H131ZM139 180V181H138ZM154 180V181H153ZM156 180V181H155ZM160 180V181H159ZM178 180V181H177ZM239 181V183H242L243 185L242 186H240V184L238 183V181ZM242 180H244V181H242ZM248 180H250L251 181V183H252V187H251V183H250V185L249 184H247V183H249L250 181H248ZM252 180H253V182H252ZM20 181V182H19ZM57 181V182H56ZM91 181V182H90ZM128 183H127V182ZM136 181H137V184H136ZM150 183H149V182ZM166 181V182H165ZM176 181V182H175ZM195 183H194V182ZM206 181H208L209 183H207ZM235 181V182H234ZM248 181V182H247ZM30 183V186H29V183ZM41 182V183H40ZM49 182V183H48ZM51 182V183H50ZM122 182H123V184H122ZM124 182H126V183H124ZM130 182V183H129ZM132 182H133V184H132ZM159 184H158V183ZM169 182H170V185H169ZM231 182H232V184H231ZM236 182H237V184H236ZM246 182V183H245ZM256 182V183H255ZM40 183V184H39ZM57 183V185H55ZM62 183V184H61ZM75 184V186H74V184ZM92 183V184H91ZM164 183V184H163ZM168 183V184H167ZM174 183V184H173ZM179 184V185H177V184ZM188 183V185H187V187H186V184ZM235 185H234V184ZM245 183V184H244ZM258 183H259V185H258ZM11 184V185H10ZM23 184V185H22ZM25 184H27V185H25ZM32 184L33 185H35L34 187L32 186ZM39 184V185H38ZM44 184H46V185H44ZM48 184V185H47ZM52 184V185H51ZM71 184H73V186L71 185ZM102 184H104V186H105V190H102V189H104L103 188V185ZM105 184H107V185H105ZM129 184V185H128ZM132 184V185H131ZM150 185V184H153L152 185V187H150V186H147V188L148 189H150V190H148L147 188H146V186L145 185ZM157 186H156V185ZM165 185L166 186V188L163 186V185ZM182 184V185H181ZM247 184V185H246ZM253 184H254V186H253ZM262 184V185H261ZM22 185V186H21ZM44 187H43V186ZM91 185V186H90ZM95 185V186H94ZM101 185V186H100ZM111 185L113 186L112 188H111ZM128 185V186H127ZM131 185V186H130ZM161 185V186H160ZM175 185V186H174ZM181 185V186H180ZM192 185V186H191ZM232 185V186H231ZM239 185V186H238ZM251 187H249V186ZM8 188H7V187ZM38 186V187H37ZM45 186H46V188L47 187H49V188H54L55 189V191L57 192H55V193H53L51 196H52V199L51 200H49L48 198H49V196L50 195H48V196H45V194L43 193L44 192V188H45ZM55 186V187H54ZM88 186H89V188H88ZM94 186V187H93ZM101 187V188H98V187ZM119 186H121V187H119ZM130 186V187H129ZM145 186V189L148 191V193H146L147 191H144V189L142 190H140V189H138L137 190V188H143ZM159 186V187H158ZM180 186V187H179ZM188 186H189V189H188ZM193 186L195 187V188H193ZM226 186H227V189H229L228 190V192H227V189H225L226 188ZM230 186V188H228ZM247 186V189L246 190H248V191H245V189H244V187H246ZM11 187L13 188V190L11 189ZM23 187V188H22ZM24 187H26V189H24ZM40 187H43V188H41V189H39ZM66 187H67V189H66ZM69 187H71V189H72V191L70 190L69 191ZM91 187V188H90ZM117 187V188H116ZM128 187L129 188H133V189H135L136 190V192H135V190L133 191L132 189H129V190H131V191H129L128 190ZM153 187H158V188H154L153 189ZM168 187H170L171 189H168ZM197 187V188H196ZM238 187V188H237ZM241 187V188H240ZM254 187V188H253ZM24 189L25 191L28 189V191H29V193H28V191L27 192H24V193H22L23 192V190L22 189ZM60 188H62V189H60ZM74 188V189H73ZM81 188V189H80ZM96 188H98V189H96ZM118 188H120V189H118ZM124 188H127V193H124L125 191H124ZM163 188V189H162ZM179 188H181V190L179 189ZM224 188V189H223ZM236 188V189H235ZM240 188V189H239ZM6 189H10V190H6ZM15 189V190H14ZM18 189V190H17ZM20 189V190H19ZM30 189V190H29ZM32 189V190H31ZM59 189V190H58ZM64 189L66 190V193H65V191H64ZM76 189V190H75ZM99 189H101V190H99ZM107 189H109V191H111V192H109ZM154 191V193H152V195H151V193H149V192H152V190ZM160 189H162V191H159ZM164 189H166V191L164 190ZM222 189V190H221ZM232 189V190H231ZM233 189H234V191H233ZM243 189V190H242ZM40 190H41V192H40ZM58 190V191H57ZM62 190V192H60ZM75 190V191H74ZM81 190V192H79ZM84 190V192H82ZM94 192H93V191ZM95 190H96V192H95ZM100 191V192H97V191ZM139 190H140V192H141V195H137V193H140L139 192ZM158 192V193H156V191ZM163 190H164V192H163ZM201 191V192H199V191ZM205 190V191H204ZM215 190V191H214ZM217 190V191H216ZM221 190V191H220ZM7 191V192H6ZM13 194H9L10 192ZM15 191V193H17L18 194V196H15V193H13ZM18 191L19 192H21V194L20 193H18ZM34 191H35V193H34ZM38 191V192H37ZM43 191V192H42ZM63 191H64V193H63ZM73 191L75 192V193H73ZM102 191H104V192H102ZM107 191V192H106ZM115 191H118L117 193L118 194H116V193H114ZM119 191H121V192H119ZM124 191V192H123ZM135 192V194H132L133 192ZM168 191V192H167ZM210 191H213V192H210ZM230 191V192H229ZM240 192V194H239V192ZM8 194V195H6V197H4L5 196V194L6 193ZM30 192H31V194H30ZM46 192V191H45ZM85 192H86V194H87V196H86V194H85ZM109 192V193H108ZM162 194V192L164 193V194H160V193ZM166 192H167V195H165L166 194ZM41 195V196H44V197H42L41 199L39 198V197H41L39 194ZM44 195H43V194ZM59 193V194H58ZM64 195H63V194ZM73 193V194H72ZM95 193V194H94ZM98 193V194H97ZM101 193H106V195H105V197L103 196L104 194H101ZM111 193V194H110ZM119 193H121L120 195H119ZM143 193V194H142ZM156 193V195H154ZM169 193H171V194H169ZM225 193H227V194H225ZM233 194V196H232V194ZM250 193V194H249ZM257 193V194H256ZM16 194V195H17ZM20 194V195H19ZM24 194V195H23ZM29 194V195H28ZM34 196H33V195ZM57 194V195H56ZM62 194V195H61ZM66 194V195H65ZM71 194V195H70ZM75 194V195H74ZM79 194H80V196H82V197H79ZM83 194V195H82ZM89 194V195H88ZM92 194V195H91ZM94 194V195H93ZM148 194V195H147ZM157 194H159V195H157ZM212 194V195H211ZM248 194V195H247ZM258 195V196H256V195ZM3 195V196H2ZM37 195H39V197L37 196ZM68 195H70V196H68ZM95 195H97L96 197H95ZM110 195V196H109ZM112 195H114L113 197H112ZM137 195V196H136ZM144 195V196H143ZM147 195V196H146ZM160 195H161V197H160ZM191 195V196H190ZM260 195H261V197H260ZM14 196V198L16 199H14V201H13V197ZM24 196H26L25 198H23ZM62 196H65V197H62ZM83 196H85V198L83 197ZM112 197V198H110V199H108L107 197ZM118 196V197H117ZM120 196V197H119ZM127 196L130 198H128V199H126L127 198ZM139 196V197H138ZM142 198H141V197ZM149 196H151V197H149ZM166 196V197H165ZM172 196V197H171ZM8 197H9V199H11V201H13V202H11L9 199H8ZM31 197V198H30ZM33 197H37L39 200H44V198L45 199H47V200H49V203H46V205L44 206V201L41 203V204H37L34 200V198ZM47 197V198H46ZM60 197V198H59ZM72 198V199H74V203L72 202V199H70V198ZM104 197V198H103ZM125 197V199L123 200L122 198H124ZM131 197H134L133 199H134V201L133 200H131L132 198ZM147 197V198H146ZM153 197L155 198V199H153ZM158 197V199H156ZM164 197H165V200H164ZM246 197H247V200H246ZM255 197H256V199H255ZM258 197H259V199H258ZM5 198H7L8 200L6 201L5 200ZM19 198V199H18ZM36 198V199H37ZM59 198V199H58ZM62 198V199H61ZM75 198H76V200H77V202H76V200H75ZM82 198V199H81ZM92 198L94 199V201H92ZM99 198V199H98ZM107 198V199H106ZM122 199V201H121V199ZM146 198V199H145ZM151 198V199H150ZM162 198H163V200H162ZM167 198V199H166ZM261 198V199H260ZM3 199H4V202H3ZM17 199H18V201L19 202H16L17 201ZM26 200L25 202H24V200ZM32 199V200H31ZM61 199V200H60ZM83 199L85 200V202H87V199L88 200H90L91 199V201L93 202V204H90V203H85V202H82L83 201ZM141 199V200H140ZM249 199V200H248ZM251 199V200H250ZM252 199H253V201H252ZM258 199V200H257ZM22 200V201H21ZM27 200H30V201H28L27 202ZM65 200H67L66 202H65ZM71 200V202H69ZM78 200H80L79 202H78ZM99 200V201H98ZM112 200V201H111ZM128 200V201H127ZM137 200V201H136ZM142 200H144V201H142ZM151 200V201H150ZM157 200V201H156ZM162 200V201H161ZM167 200V201H166ZM171 200V201H170ZM260 200V201H259ZM54 201H56L57 203L56 204H54L53 202ZM61 201H62V203H64V204H62L61 203ZM91 201H89V202H91ZM115 201V202H114ZM130 201V202H129ZM131 201H133V202H131ZM138 201H139V203H138ZM154 201V202H153ZM156 201V202H155ZM159 201V202H158ZM170 201V202H169ZM250 201L253 203V206H255L256 205V207H253L252 206V203H250ZM256 201H258V202H256ZM5 203V202H7V204H6V206H4V204L3 203ZM9 202V203H8ZM22 202H24V204L22 203ZM26 202L28 203V204H26ZM32 202L35 204V205H32ZM60 202V203H59ZM67 202H69V203H67ZM91 202V203H92ZM95 202H97V204L95 203ZM99 202V203H98ZM108 202H110V203H108ZM145 202V203H144ZM164 202V203H163ZM188 202V203H187ZM249 202V203H248ZM13 203V205L14 206H18V203H20L19 205L21 206V210H19L20 208V206L19 207H14L13 205H10V204H12ZM17 203V204H16ZM44 203V204H43ZM53 203V204H52ZM66 203V204H65ZM77 203L78 204H80V205H77ZM82 203V204H81ZM86 205H84V204ZM101 203V204H100ZM103 203V204H102ZM132 203V205H130ZM137 203V204H136ZM141 203V204H140ZM152 205H151V204ZM155 203H160L161 204V206L160 205H157L156 204V206H160L159 207V209L158 210H156L158 207H156L154 204ZM163 203V204H162ZM166 203H171V206L168 204H166ZM246 203V204H245ZM248 203V204H247ZM260 203H262V204H260ZM1 204H3V205H1ZM31 204V205H30ZM60 204L63 206H65V208L66 209H68L70 212L71 211H73V212H71L70 214L72 215L73 214V216H71L70 214H64V217L62 216V218H56V217H58L59 215L61 216L62 214H59V215H57L58 213V210L60 209ZM67 204H68V206H67ZM88 204V205H87ZM96 204V205H95ZM98 204H100V205H98ZM113 204H115V205H113ZM144 204H147V205H144ZM214 204L216 205V206H214ZM255 204V205H254ZM10 206V208L8 207V206ZM51 205V206H50ZM59 205V206H58ZM76 205V206H75ZM91 205H93L94 206V208L91 206ZM97 205L98 206H101V205H103V207H98L99 208V210L97 209ZM110 205V206H109ZM135 207H134V206ZM137 205V206H136ZM140 205H142V206H140ZM151 205V206H150ZM168 206V209H165L167 206ZM178 205H179V207H178ZM247 205V206H246ZM259 205V206H258ZM262 207H261V206ZM24 206V207H23ZM28 208V209H30V210H25V208L26 207ZM34 206V207H33ZM36 206V207H35ZM40 206H42V208L40 207ZM56 206H58V207H56ZM61 206V207H62ZM63 206V207H64ZM70 206V207H69ZM72 206H75V207H73V209L71 208ZM80 206V207H79ZM83 206H85L84 207V209L87 211H85V210H82L81 208H83ZM88 206V207H87ZM130 206H132V207H130ZM140 206V207H139ZM199 206V208H197ZM250 206V207H249ZM12 207V208H11ZM24 208V210H23V208ZM37 207H39V209L37 208ZM51 207V208H50ZM55 208V210H57L56 212H55V210L53 211V209ZM68 207V208H67ZM79 207V208H78ZM107 207H111L110 209L109 208H107ZM113 207V208H112ZM128 207V208H127ZM130 207V208H129ZM134 207V208H133ZM139 207V208H138ZM143 207V208H142ZM165 207V208H164ZM169 207H170V209H169ZM215 207V208H214ZM8 208H9V210H8ZM16 208H18V210H15ZM32 208H34V210L36 211L37 210V212H38V210H40L39 212H38V216L36 215L37 214V212H35V211H33V209ZM36 208V209H35ZM44 208L45 209H47V210H45L44 211ZM57 208V209H56ZM76 208H78V210H75ZM87 208H89V210L90 209H92V210H90V213H89V211L87 210ZM132 208H133V210H132ZM149 208V209H148ZM152 208V209H151ZM156 208V209H155ZM163 208H164V211H163ZM177 208V209H176ZM193 208H196L195 210L193 209ZM243 208H244V211L245 212H243ZM252 208L253 210L254 209H256V210H250V209ZM8 210L7 212H6V210ZM12 209V210H11ZM42 209V210H41ZM51 209V210H50ZM71 209V210H70ZM79 209L81 210V211H79ZM105 209V210H104ZM140 209V210H139ZM202 209H207V210H210V212H212V214H214V220L212 221V223H209V222H205L206 220H205V218L199 213V211L200 210H202ZM3 210H5L4 212H3ZM31 210H32V212H35V213H32L31 212ZM95 210V211H94ZM100 210H103V212L102 211H100ZM113 210L115 211V212H113ZM144 210H145V212H144ZM154 210H156L157 212L155 213V211ZM194 211V214H192L193 213V211ZM198 210V211H197ZM248 210V211H247ZM260 210V211H259ZM12 211V212H11ZM14 211V212H13ZM15 211H17V213L15 212ZM21 211H23L24 213H25V211H26V213L24 214H21L22 212ZM42 211V212H41ZM44 211V212H43ZM47 211L49 212L50 211V213H49V215L50 216H53L54 218H55V220H53V221H50V220H52L53 219V217L50 219V217H49V215L48 214H46L47 213ZM51 211H53V213L51 212ZM74 211H76V212H74ZM81 212L82 213V216L80 217V214L78 215L77 213H79V212ZM84 213H83V212ZM100 211V212H99ZM109 211V212H108ZM128 211V212H127ZM132 211V212H131ZM133 211L135 212V213H133ZM138 211V212H137ZM148 213H147V212ZM154 211V212H153ZM241 211V212H240ZM247 211V212H246ZM145 214L144 216H143V214ZM163 212H164V214H163ZM167 212L169 213V214H167ZM239 212V213H238ZM249 212V213H248ZM30 213V214H29ZM32 213V214H31ZM52 213V214H51ZM75 213V214H74ZM89 213V214H88ZM103 213V214H102ZM140 213V214H139ZM149 213L150 214H152L151 216L149 215ZM163 214V215H160V214ZM245 213V214H244ZM27 214V215H26ZM76 214L79 216V218H77V216H76ZM84 214V215H83ZM88 214V215H87ZM109 214V215H108ZM112 214V215H111ZM115 214V215H114ZM154 214V215H153ZM156 214H158V217H156V222L158 223L159 222V219H161L160 220V222L157 224L156 222H155V215ZM168 215V216H166V215ZM238 214V215H237ZM243 214V217L241 216ZM33 215L35 216H37V218H36V216H35V218L33 217ZM40 215V216H39ZM44 215V216H43ZM57 215V216H56ZM75 215V216H74ZM87 215V216H86ZM118 215V216H117ZM131 215H132V217H131ZM134 215L136 216V217H134ZM142 215V216H141ZM148 215V216H147ZM47 216V217H46ZM56 216V217H55ZM84 216V217H83ZM146 216H147V218H148V220H147V218H146ZM152 216H154V217H152ZM157 216V215H156ZM163 216V217H162ZM242 217V218H239V217ZM39 217V218H38ZM44 217V218H43ZM48 217H49V219H48ZM72 217V218H71ZM74 217V218H73ZM83 217V218H82ZM92 217V218H91ZM141 217V218H140ZM190 217L192 218L193 217V220H191L190 219ZM245 217H246V219H245ZM71 218V219H70ZM77 218V219H76ZM81 218V219H80ZM91 218V219H90ZM123 218H125L126 220H124ZM128 218H129V221H127L128 220ZM140 218V219H139ZM145 218V219H144ZM149 218H150V220H149ZM152 218V219H151ZM159 218V219H158ZM166 218V219H165ZM195 218V219H194ZM37 219V220H36ZM39 219H41V220H39ZM44 219H46L45 221L47 222V223H45L44 222ZM64 219V220H63ZM65 219H67V220H65ZM73 219H75V220H73ZM79 219V220H78ZM87 219V220H86ZM89 219V220H88ZM170 219V220H169ZM26 220V221H25ZM31 220H32V222H31ZM50 222H52V223H50ZM71 220V224H70V221ZM131 220V221H130ZM133 220V221H132ZM140 220V221H139ZM167 220V223L165 222ZM190 220V221H189ZM255 221V223H254V221ZM62 221H66V222H62ZM72 221H74L73 223H72ZM76 221V222H75ZM148 221V222H147ZM162 221H164L163 222V225H162ZM171 223H170V222ZM261 221V222H260ZM33 222H35L36 224H34ZM57 222H59V223H57ZM69 222V223H68ZM120 222V223H119ZM123 222H125V223H123ZM128 222H130L131 223V225H128L127 226V224H130V223H128ZM140 222H142L143 223V225L144 224H146V223H148V225H144V226H146V227H144L143 225H142V223L140 224H138V223ZM145 222V223H144ZM151 222H153V223H151ZM169 222V223H168ZM191 222L192 223H194V224H191ZM195 222L197 223V224H201L200 225V227H198V226H196L195 225ZM237 222V223H236ZM50 223V224H49ZM66 223V224H65ZM122 223V225H120ZM149 223H151V224H154L155 225V227H153V225H149ZM156 223V224H155ZM165 223V224H164ZM172 223H173V225H175V226H177L176 228H175V226H174V228L172 227L173 225H172ZM39 224V225H38ZM52 224H55V225H58V224H64V225H59L58 227L56 226V227H54ZM133 224V225H132ZM134 224L136 225V226H134ZM138 224V225H137ZM33 225H35L34 227H33ZM51 227H50V226ZM142 227H141V226ZM158 225V226H157ZM190 225H192V226H190ZM194 225V226H193ZM47 226H49V227H47ZM53 226V227H52ZM60 226H61V228H60ZM127 226V227H126ZM149 228H148V227ZM169 226H171V228H169ZM4 227V228H3ZM30 227H31V230L33 229L34 231H31L30 230ZM33 227V228H32ZM36 227H38L37 229H41V228H43L42 229V233L39 231V230H37L36 229ZM45 227V228H44ZM101 228V231L105 234H103L101 231H99V229L98 228ZM111 227H112V229H111ZM120 227V228H119ZM132 229H131V228ZM134 227V228H133ZM162 227V228H161ZM17 230H16V229ZM56 228H57V230H56ZM84 228V229H83ZM110 228V229H109ZM119 228V229H118ZM123 228V229H122ZM128 228H130L131 229V232L130 233H132V235H130V233H129V229ZM142 230H141V229ZM146 229L147 230V233H146V231H144L143 232V229ZM150 228H152V229H150ZM164 228V229H163ZM168 228V231L166 230ZM174 229V231H173V229ZM205 228L208 230H205ZM262 228H263V230H262ZM13 231H12V230ZM18 229H20V230H18ZM45 229H47V230H45ZM53 229V230H52ZM110 231H109V230ZM135 229H137V230H135ZM144 229V230H145ZM170 229V230H169ZM210 229V230H209ZM49 230H50V233H48L49 232ZM105 230H107L106 232H105ZM114 230H116L115 232H116V235L114 234L115 232H113ZM157 230H159V231H157ZM162 230L164 231V232H162ZM189 230V231H188ZM11 231V232H10ZM16 231V232H15ZM20 231V232H19ZM47 231V232H46ZM53 231V232H52ZM59 231V232H58ZM99 232L100 234V236H99V238H98V236L96 237V235H97V232ZM125 231H128V233L127 232H125ZM138 231H139V233H138ZM153 231V234L151 233ZM157 231V232H156ZM166 231V232H165ZM171 233H170V232ZM173 231V232H172ZM188 231V232H187ZM262 231H263V233H262ZM40 233V234H38V233ZM141 232L144 234H141ZM156 232V233H155ZM159 232V233H158ZM186 232V233H185ZM209 234H207V233ZM18 234V236H17V234ZM34 233V234H33ZM45 233V234H44ZM54 233V234H53ZM63 233V234H62ZM88 233H89V235H88ZM102 233V234H101ZM108 233H110V234H107ZM111 233H113V235L111 234ZM118 233H119V235L121 234V233H124V234H121V238L122 239H120V237H119V235H118ZM145 233H146V235H145ZM151 233V234H150ZM161 233V234H160ZM162 233H163V235H164V237L162 236ZM8 234H10V236L8 235ZM44 234V235H43ZM76 234V235H75ZM166 234V235H165ZM169 234V235H168ZM174 234V235H173ZM181 234V235H180ZM263 234V235H262ZM22 235V236H21ZM71 235V236H70ZM105 237H104V236ZM115 235V236H114ZM128 235H130V236H128ZM138 237H137V236ZM139 235H141V236H139ZM148 235H149V237H148ZM168 235V236H167ZM180 235V236H179ZM208 235V236H207ZM26 236V237H25ZM108 238H110V239H108ZM113 236V237H112ZM124 236L125 237H127L128 239H126V238H124ZM132 236H136L135 238L133 237V238H131ZM147 236V237H146ZM151 236H153L154 237V239H153V237H151ZM156 236V237H155ZM166 236H167V238H166ZM171 238H170V237ZM8 237V238H7ZM102 237L104 238V240L102 241ZM118 237V238H117ZM160 237V238H159ZM169 237V238H168ZM174 237V238H173ZM175 237H177V238H175ZM181 237V238H180ZM77 238V239H76ZM91 238H92V240H91ZM94 238V239H93ZM108 239V240H106V239ZM142 238V239H141ZM149 238H152V239H149ZM158 238H159V240L161 241H157L158 240ZM179 238V240H177ZM211 238V239H210ZM21 239V240H20ZM67 239H69V240H67ZM73 239V240H72ZM75 239V240H74ZM79 239H80V242H78L79 241ZM90 239V240H89ZM96 239V240H95ZM99 239V240H98ZM114 239V240H113ZM132 239H136L135 241L134 240H132ZM147 239V240H146ZM175 239V240H174ZM188 239V240H187ZM83 240V241H82ZM86 240V241H85ZM88 240L90 241V242H88ZM109 240H112L111 242L109 241ZM118 240V241H117ZM119 240H121V241H119ZM128 240V241H127ZM129 240H130V242H129ZM133 242H132V241ZM144 240H146L147 241V243L146 242H144ZM153 240V241H152ZM169 240V241H168ZM170 240H172V243L170 242ZM174 240V241H173ZM41 241V242H40ZM65 241H67V242H65ZM69 241V242H68ZM73 241H76V242H73ZM81 241H82V244H81ZM98 241V242H97ZM109 241V242H108ZM114 241V243L116 242H119V245H118V243L116 244H114V243H112ZM124 241V242H123ZM150 241H152V243L150 242ZM177 241V242H176ZM215 241H216V243H215ZM4 242V243H3ZM64 243V246H63V243ZM85 242V243H84ZM93 242V243H92ZM121 242V243H120ZM132 242V243H131ZM136 242H137V244H136ZM142 242V243H141ZM156 242H157V244H158V246L159 247H157V244H156ZM162 242H163V244H162ZM173 242H175V244L173 243ZM1 243H3L4 245H6V246H4L3 244H1ZM71 243H73V245L71 244ZM76 243V244H75ZM135 245H137V246H135ZM161 245H160V244ZM178 243V244H177ZM77 244H78V246H77ZM89 244V245H88ZM107 244V245H106ZM111 244V245H110ZM143 244V245H142ZM171 244V245H170ZM176 245L175 246V248H174V245ZM180 244V245H179ZM66 245V246H65ZM68 245V246H67ZM69 245H71L70 246V248L68 249V247H69ZM91 245V246H90ZM108 245H110V246H108ZM118 245V246H117ZM162 245L164 246V247H162ZM204 245H205V247H206V249H205V247H204ZM1 246L3 247V248H1ZM117 246L118 248H115V247ZM134 246H135V248H134ZM161 246V247H160ZM209 246V247H208ZM7 248L6 250L4 249V248ZM64 247H67V248H65V250H64ZM81 247V248H80ZM98 247H100V248H98ZM109 247V248H108ZM120 247V248H119ZM152 247V248H151ZM155 247H157L160 251H162V252H160V251H158V249L157 248H155ZM168 247V248H167ZM169 247H170V249H169ZM208 247V248H207ZM64 251H61V249ZM74 248H75V251H74ZM77 248H78V250H77ZM97 248V249H96ZM113 248V249H112ZM115 248V249H114ZM137 248H139V249H137ZM154 248V249H153ZM165 248H167V249H165ZM4 249V250H3ZM57 249V250H56ZM59 249V250H58ZM73 249V250H72ZM148 249H153L155 252H153V251H151V250H148ZM169 249V250H168ZM17 250V251H16ZM70 250V251H69ZM96 250L97 251H99V252H96ZM102 250V251H101ZM105 250V251H104ZM107 250V251H106ZM112 250V251H111ZM136 250H137V252H136ZM139 250V251H138ZM142 250H143V252H145V253H143L142 252ZM148 250V252L146 253V251ZM168 250V251H167ZM5 251H6V253H7V255H5L6 253H5ZM61 251V252H60ZM66 251V252H65ZM74 251V252H73ZM110 251V252H109ZM156 251H158L157 253L159 254V252H160V254L159 255H157V253H156ZM166 251V252H165ZM63 252V253H62ZM72 252V253H71ZM77 252V253H76ZM82 252V253H81ZM96 252V253H95ZM138 252H139V254H138ZM142 252V253H141ZM165 252V253H164ZM168 252V253H167ZM65 253V254H64ZM66 253H68V254H66ZM71 253V254H70ZM152 253L154 254V253H156V254H154L155 256H157V257H152L151 255H152ZM163 253V254H162ZM70 254V255H69ZM76 254V255H75ZM97 254V255H96ZM141 254H143V256L145 257H142V255ZM148 254H149V257H148ZM151 254V255H150ZM163 256H162V255ZM164 254H165V256H164ZM71 255H72V257H71ZM139 255H141V256H139ZM5 256H7V258H8V261H7V258H5ZM70 256V257H69ZM77 256V257H76ZM94 256H96V257H94ZM158 256L160 257V258H158ZM4 257V258H3ZM75 259H74V258ZM149 259H148V258ZM152 257V258H151ZM69 258H73L72 260H69ZM142 258V259H141ZM2 259H5V261L7 262H5L4 260L3 261H1ZM93 259H94V261H93ZM141 259V260H140ZM148 259V260H147ZM145 260V261H144ZM93 261V262H92ZM142 261V262H141ZM31 262V263H30Z\"/></svg>",
	"mask_w": 264,
	"mask_h": 264
},
{
	"label": "bare ground",
	"instance_id": "obj_2",
	"mask_svg": "<svg viewBox=\"0 0 264 264\" xmlns=\"http://www.w3.org/2000/svg\"><path fill=\"white\" fill-rule=\"evenodd\" d=\"M25 1V0H24ZM27 1H29L28 2V4H30V0H27ZM34 1V0H33ZM39 1V5L41 6L40 8H39V6H38V8L40 9V11H39V13L35 16L34 15V11H35V9L33 10V12H32V10H31V12L33 13H30L31 15H34L35 16V18H34V20L35 19H37V21H39V25H41L42 26V33L43 34H45L46 36H49V37H55V35H58L59 33H58V31H60L59 29H58V27H61V26H63L64 27V31L65 32H68L67 34H65V36H59L58 35V38L61 40V41H65L66 42V44H67V41H68V43H69V51H67V52H57V51H55L54 49L52 50H49V53H50V55H51V58H50V60H48V59H43V57L41 58L40 57V59L39 60H31V61H27L28 62V64H25V62L23 63V65L25 64V65H27L26 66V69H27V76L25 75V73L23 74V76L25 75L26 76V78H24L23 80H20V81H10L9 79V81L8 80H6V79H1L0 78V98H1V96H2V94H4L5 92H9V91H11V89H16V93L13 95L14 96V98H15V103H13V105H12V107H10V109L12 108V111H10V113H11V118H10V120H9V118H8V114H10L9 113V111H8V114H6V113H4V114H6V117L8 118V120L9 121H5L6 123L3 125L2 123H1V125H3V127L0 129V133H6V132H8V133H10L11 135H12V142H13V145H11V146H13V148L12 147H10V145H9V143H6V145L8 144V146H9V148H8V150L10 149V148H12V150H13V152H15V153H17V154H19L20 155V158H21V160H22V163H16V165H14V166H11V168H10V165H9V163L8 162H6V163H8L7 165H9V169H11L9 172L14 176L15 175V177H17L18 178V176L20 177V176H23L25 173L27 174V172H25V167L26 166H28L29 168L30 167H35L36 165L35 164H40V163H42L44 166L46 165L47 166V171H49V170H51V172H53V169H54V171L55 172H53V174L54 173H56V174H54V175H58V177H59V179L61 178L62 180H64V181H66V183L67 182H69L68 184H67V186H69V184H70V182L72 181V182H75V184H77L76 186L78 187H83L84 185H86L89 181L88 180H91L92 181V179L94 178H96L97 180H93L94 181V184H101V183H108V182H110L108 179H106V180H108V181H106V180H104V178H107V175H102V173L101 172H103V171H98V172H96L95 170H91V169H87L88 171H90V173L88 172V174L85 172V171H83V170H85L86 169V167H85V169L84 168H82L81 166H77V164H72V165H68V164H66V163H63V165H58L57 164V162H56V157L58 156V154H60V155H62V153L63 154H65L63 151H60V150H58L57 149V146H56V142H55V140H54V137L55 136H57L58 135V137H60V138H62L63 140H65L67 143H64L65 145L67 144V146L70 148V149H72V150H74V151H81V152H86L87 154L86 155H88V158H89V155H93V156H98L99 157V160L100 159H102L101 161H103V159L104 158H109L110 156H112V154H114V153H117L118 155H119V159H121V158H123V157H126V156H129L130 154L132 155V153H135V155L137 154V157L140 159V162H141V164L139 165V167L137 168V167H135V168H137V169H139L140 168V166L143 168V167H145L146 166V168H148V169H150V170H152L153 172H157V171H160L159 169H162L165 165H166V160L165 159H163V160H161V161H159L157 164H152V162H154V161H150L151 162V164L148 162L149 161V159H151V160H154L155 158L153 157H149V156H151L150 154L152 153L154 156H156L155 154H157V152L158 153H160L159 151H162L163 150V148H164V144L163 143H161V144H158V145H153V144H148L149 142H150V140L151 139H154V137H155V139H156V136H161V135H164V133L169 129L168 127H169V123L171 122H169L168 121V117H167V114L166 113H168V112H166L165 110H167V109H165L164 110V107L161 105V103H160V101H159V99H158V97H156V95L158 96L159 94L160 95H162L163 93H164V97H166V92H164L163 90H161L160 92L161 93H158V94H153V92L152 91H150L149 89H147V86H144L143 87V85H148L147 83H145V81L143 82V80H144V78H145V74H144V77L142 76V75H140L139 74V71L141 70V68H140V70L138 71V66L139 65H141L142 67H143V65L147 68V67H151L150 65H152L150 62H153V60L151 59V61H148V59H141L140 61H138V62H136V63H134L133 64V66H131V64H130V67L128 66V58H127V56H129V53L127 52V50H126V48L125 49H123L124 47H130L131 45V47H133V44H131V43H133V40H132V36H131V33H130V31H128V30H131V28L130 29H128V30H126L125 28L127 27L126 25H124V26H126L125 28L124 27H122V28H124L123 30L124 31H126L125 32V34H123L121 31H120V28H119V26H120V24H121V21H122V18L124 19V18H126L135 8H133L132 9V5L130 4V2H129V4L131 5V6H129L126 2H128V1H126V0H38ZM125 1V2H124ZM132 1V0H131ZM149 1V0H148ZM151 1V0H150ZM149 1V2H150ZM155 1V0H154ZM159 1V0H158ZM260 1H262V0H260ZM231 2H232V7H233V1L231 0ZM16 3V2H15ZM15 3H13V4H15ZM24 3H26V1L24 2ZM35 3V2H34ZM33 3V4H34ZM135 2H132V4H134ZM136 3H138L137 1H136ZM136 3H135V6H136V8H137V6H139V5H136ZM141 3H142V1H141ZM146 3V2H145ZM155 3V2H154ZM153 3V4H154ZM254 3H259V1L258 2H254ZM13 4H12V6H13ZM18 4V3H17ZM21 4H23V3H21ZM150 4V3H149ZM253 4V3H252ZM252 4L251 5H249L248 6V8H247V6H246V8L248 9V10H250V15H249V17H247V18H244V21H246L247 23H246V25H248V22H249V25H250V22H251V20H253L252 19V17H253V14H254V11H256L255 10V8H253L252 7ZM260 4H261V2H260ZM25 5L26 4H24L23 5V8H25ZM255 4H253V6H254ZM18 6V5H17ZM17 6H16V9H17ZM27 6V5H26ZM232 7H231V10H232ZM13 8H14V6H13ZM28 8H29V6H28ZM30 8H31V6H30ZM32 8H33V6H32ZM35 8H36V6H35ZM245 8V7H244ZM11 9V8H10ZM20 9V8H19ZM109 9H111L113 12H112V14H114L112 17L113 18H111V17H109V18H111V22H108L107 20L108 19H106V16H108V14H106V12H107V10H109ZM141 9V8H140ZM247 9H246V11H247ZM260 9V8H259ZM8 10V9H7ZM14 10H15V8L13 9V12H14ZM22 10V9H21ZM23 10H25V9H23ZM231 10H229V14L228 15H230L231 16V14H232V11ZM262 10V9H261ZM6 11V10H5ZM12 11V10H11ZM17 11V10H16ZM28 11H29V9H28ZM141 11V10H140ZM259 11V10H258ZM8 12V11H7ZM27 12V11H26ZM25 12V13H26ZM145 12H146V10H145ZM144 12V13H145ZM264 12V11H263ZM8 13H11V12H8ZM15 14H16V12H14ZM21 12H19V14H20ZM36 13H37V11H36ZM147 13V12H146ZM158 13V12H157ZM12 14V13H11ZM10 14V15H11ZM18 14V15H19ZM24 14V13H23ZM28 14V13H27ZM149 14V13H148ZM5 15H7V13L5 14ZM9 15V16H10ZM21 15V14H20ZM19 15V16H20ZM109 15H111V14H109ZM153 15V14H152ZM256 15H258V13L257 14H255V16ZM261 15V14H260ZM8 16V15H7ZM12 16V15H11ZM14 16V15H13ZM17 16V15H16ZM26 16V15H25ZM143 16V15H142ZM144 16H146V15H144ZM28 17V16H27ZM29 17H30V15H29ZM32 17V16H31ZM140 17V16H139ZM165 17V16H164ZM245 17V16H244ZM5 17H3V19H4ZM9 18V17H8ZM19 18V17H18ZM136 18H137V16H136ZM167 18V17H166ZM165 18V19H166ZM242 18V17H241ZM255 18V17H254ZM24 19V18H23ZM106 19V20H105ZM133 19V18H132ZM132 19H130L131 20V22H132ZM243 19V18H242ZM241 19V20H242ZM15 20H16V17H15ZM136 20H138V18L136 19ZM139 20H140V18H139ZM8 21V20H7ZM11 21V20H10ZM19 21H21V19H18V22ZM105 21H107V23L105 22ZM135 21V20H134ZM134 21H133V23H134ZM170 21V20H169ZM1 22H2V20H1ZM0 22V23H1ZM5 22V21H4ZM11 22H13V20L11 21ZM10 22V23H11ZM15 22V21H14ZM13 22V23H14ZM24 22V21H23ZM26 22V21H25ZM35 21H33L32 23H34ZM164 22V21H163ZM168 22V21H167ZM190 22L192 23V26H193V29H189V26L187 25V23H188V21H185V22H183V26H184V31H185V33L186 34H193L195 31H196V28H197V26H203V25H201V23H200V20L198 19V18H195L194 19V21H193V19L191 18V20H190ZM190 22H189V24H190ZM243 22V21H242ZM3 23V22H2ZM28 24L26 25V26H28L29 25V22H27ZM129 23V22H128ZM127 23V25H130V23L128 24ZM140 23V22H139ZM165 23V22H164ZM169 23V22H168ZM168 23H167V25H168ZM245 23V22H244ZM4 24V23H3ZM9 24V23H8ZM23 24H25V23H23ZM35 24V23H34ZM126 24V23H125ZM135 24H138L137 22L136 23H134V25ZM158 24V23H157ZM174 24V23H173ZM133 25V26H134ZM161 25H163V24H161ZM170 25H172V24H170ZM4 26H6V25H4ZM12 25L10 24V27H11ZM23 26V25H22ZM25 26V27H26ZM30 26H31V21H30ZM30 26H29V28H30ZM35 26V25H34ZM131 26H132V24H131ZM157 26V25H156ZM159 26V25H158ZM164 26V25H163ZM165 26H166V23H165ZM169 26V25H168ZM167 26V27H168ZM174 25H172V27H173ZM181 26V25H180ZM15 27H17V26H15ZM36 27H37V25H36ZM129 27V26H128ZM136 27H137V25H136ZM135 27V28H136ZM162 27V26H161ZM170 27V26H169ZM177 27V26H176ZM205 27H207V26H205ZM257 28H258V25L256 26ZM255 27V28H256ZM6 28V27H5ZM12 28V27H11ZM11 28L9 29V30H11ZM14 28V27H13ZM12 28V31L14 32V30L15 29H13ZM22 28V27H21ZM67 28H69V29H67ZM164 28H166V27H164ZM209 28V27H208ZM230 28H231V30H233V27H232V25L230 24ZM262 28V27H261ZM1 29H2V27H1ZM17 29V28H16ZM25 29V28H24ZM24 29H22V30H24ZM34 29V28H33ZM40 29V28H39ZM61 29V28H60ZM137 29V28H136ZM154 29V28H153ZM170 30H172L171 28H169ZM212 29V28H211ZM5 30V29H4ZM3 30V31H4ZM19 30V29H18ZM30 30V29H29ZM28 30V31H29ZM122 30V29H121ZM133 30V29H132ZM154 30H159L158 28L156 29H154ZM162 30V29H161ZM180 30V29H179ZM264 30V29H263ZM123 31V32H124ZM168 31V29L167 30H165V32H167ZM252 31V30H251ZM6 32V31H5ZM31 32V31H30ZM138 32V31H137ZM163 32H164V29H163ZM163 32H161V31H159V33L161 34V33H163ZM171 32V31H170ZM169 32V33H170ZM172 32H173V30H172ZM183 32V31H182ZM3 33V32H2ZM23 33V32H22ZM26 33V36H27V33L28 34H30L29 32H25ZM24 33V34H25ZM33 33V32H32ZM31 33V34H32ZM178 33V32H177ZM254 33V32H253ZM255 33H259V30H258V32H255ZM10 34H11V32H10ZM19 34V33H18ZM21 34V33H20ZM39 34H40V32H39ZM38 34V35H39ZM132 34H133V31H132ZM136 34V33H135ZM135 34H133V35H135ZM137 34H139V33H137ZM171 34V33H170ZM174 34V36H175V32L173 33ZM252 34V33H251ZM3 35H5L4 33H3ZM15 35V34H14ZM33 35H34V33H33ZM41 35V34H40ZM61 35V34H60ZM140 35V34H139ZM164 35H166V33L164 34ZM177 35V34H176ZM180 35H182V34H179V36ZM185 35V34H184ZM183 35V36H184ZM5 36H8V34L7 35H5ZM10 36V35H9ZM16 36V35H15ZM22 36V35H21ZM25 36V35H24ZM144 36V35H143ZM167 36V35H166ZM169 36V35H168ZM167 36V37H168ZM231 36H232V31H230V34L227 36L226 34H225V38H226V40H230V38H231ZM31 37H32V35H31ZM35 37V36H34ZM38 37V36H37ZM41 37V36H40ZM48 37V38H49ZM134 37V36H133ZM140 37H142V35L140 36ZM140 37H138V38H140ZM171 37V36H170ZM0 38H2V37H0ZM27 38V37H26ZM25 38V39H26ZM29 38V37H28ZM45 37L43 36V39H44ZM57 38V39H58ZM137 38V40H139ZM147 38H148V36H147ZM146 38V39H147ZM164 37H162L161 38V40L163 39ZM166 38V37H165ZM9 39V38H8ZM8 39H6V40H8ZM10 39H12V38H10ZM9 39V40H10ZM32 39V38H31ZM50 39V38H49ZM142 39V38H141ZM140 39V40H141ZM145 39V38H144ZM24 40V39H23ZM34 40V39H33ZM45 40V39H44ZM52 40V39H51ZM54 40V39H53ZM149 40V39H148ZM165 40H168L167 38L165 39ZM171 40V39H170ZM19 41H21L20 39H19ZM42 41V40H41ZM58 41V40H57ZM136 41V40H135ZM150 41V40H149ZM184 41V40H183ZM182 41V42H183ZM186 41V40H185ZM184 41V42H185ZM194 40H192V42H193ZM11 42V41H10ZM16 42V41H15ZM32 42V41H31ZM34 42V41H33ZM36 42V41H35ZM51 42V41H50ZM137 42V41H136ZM139 42V41H138ZM151 42V41H150ZM158 42V41H157ZM181 42V41H180ZM190 40H189V44H190ZM194 42H196L197 43V41H194ZM231 42V41H230ZM229 42V43H230ZM1 43V42H0ZM6 43V42H5ZM9 43V42H8ZM38 43V42H37ZM167 43V42H166ZM177 42H175L174 44H176ZM263 43H264V41H263ZM1 44H3V43H1ZM25 44H28V43H25ZM35 44V43H34ZM42 44V43H41ZM45 44V43H44ZM52 44V43H51ZM54 44V43H53ZM52 44V45H53ZM59 44H60V42H59ZM136 44H138V43H136ZM149 42L148 41H145L144 40V42L140 45V46H137V47H139V52H141V53H146L147 55L148 54H155L156 56L157 55H159V54H161V53H163V55L165 54V52H167V50L165 51V49H166V47H167V45L165 44V41H164V43L162 42L161 44L160 43H158V44H160L159 46L158 45H155V46H158V47H155V48H151V49H149ZM171 44V43H170ZM178 44V43H177ZM176 44V45H177ZM187 44V43H186ZM185 44V45H186ZM199 44V43H198ZM260 44V43H259ZM4 46H8V44H3ZM16 45H18V44H16ZM39 45V44H38ZM56 45H58V44H55V47H56ZM63 45H65V43L63 44ZM183 45V44H182ZM191 45H193V43H191ZM190 45V46H191ZM11 46V45H10ZM35 46V45H34ZM44 46V45H43ZM66 46V45H65ZM68 46V45H67ZM66 46V47H67ZM136 46V45H135ZM173 46V45H172ZM180 46V45H179ZM178 46V47H179ZM190 46H188V47H190ZM194 52H195V50H196V48H198L199 49V47H196L197 46V44H194ZM259 46V45H258ZM30 47V46H29ZM49 47V46H48ZM54 47V46H53ZM123 47V48H122ZM176 47V46H175ZM174 47V48H175ZM183 47V46H182ZM261 47H262V45H261ZM32 48V47H31ZM36 48H37V46H36ZM61 48V50H66L65 48H62V47H60ZM60 48H58L59 50H60ZM181 48V47H180ZM191 48H192V46H191ZM256 48V47H255ZM254 48V49H255ZM47 49V48H46ZM130 49H132V48H130ZM170 49V48H169ZM171 49H172V47H171ZM170 49V50H171ZM177 49V48H176ZM179 49V48H178ZM185 49H187V48H185ZM257 49H258V47H257ZM42 50V49H41ZM58 50V51H59ZM134 50V49H133ZM180 50V49H179ZM178 50V51H179ZM200 50L202 51L203 50V48L201 49V47H200ZM260 50V49H259ZM261 50L262 51H264V45H263V47L261 48ZM260 50V51H261ZM28 51V50H27ZM26 51V52H27ZM35 51H37V50H35L34 49V52ZM44 51H46V50H44ZM136 51H137V49H136ZM135 50H134V52H136ZM176 51V50H175ZM174 51V52H175ZM182 51V50H181ZM200 51V52H201ZM254 51V50H253ZM30 52V51H29ZM29 52L28 53H26L27 55L29 54ZM31 52H32V50H31ZM31 52H30V54H31ZM41 52V51H40ZM43 52V51H42ZM138 52V51H137ZM172 52V51H171ZM177 52V51H176ZM175 52V53H176ZM180 52V51H179ZM178 52V53H179ZM185 52V51H184ZM188 53H190L191 54V52H189V51H187ZM193 52V51H192ZM196 52H198V51H196ZM196 52H195V54H196ZM199 52V53H200ZM203 52V54H204V51H202ZM36 53V52H35ZM44 53V55H45V52H43ZM48 53V52H47ZM46 53V54H47ZM48 53V54H49ZM157 53H159V54H157ZM37 55H38V53H36ZM40 54V53H39ZM130 54H132V53H130ZM145 54V55H146ZM170 54V56H171V53H169ZM181 54H183V52L181 53ZM202 54V55H203ZM264 54V53H263ZM263 54H261V55H263ZM49 55V56H50ZM57 55H59L58 57L60 58L61 57V60L60 59H57L58 57H57ZM136 55V54H135ZM134 55V56H135ZM141 55V54H140ZM162 55V54H161ZM160 55V57H162ZM167 55V54H166ZM173 55H174V53H173ZM177 55V54H176ZM176 55H174V56H176ZM186 55H189V54H186ZM185 55V56H186ZM200 55V54H199ZM205 55V54H204ZM31 56V55H30ZM43 56V55H42ZM47 57H49L48 55H46ZM45 56V57H46ZM113 56H117V59L116 60H111V58L113 57ZM133 56V55H132ZM137 56H139V53L136 55V58H135V61H136V59H138L137 58ZM144 56V55H143ZM154 56V55H153ZM168 56V55H167ZM178 56V55H177ZM34 57H36V56H34ZM46 57V58H47ZM178 57H181L180 55L178 56ZM182 57H184V56H182ZM190 57H192V54L190 55ZM198 57V56H197ZM196 57V58H197ZM202 56H200V58H201ZM204 57V56H203ZM37 58V57H36ZM139 58H140V56H139ZM144 58V57H143ZM159 58V57H158ZM168 58L169 57H167V60H168ZM171 58V57H170ZM185 58V57H184ZM183 58V59H184ZM188 58H189V56H188ZM28 59V58H27ZM30 59H32V58H30ZM134 59V58H133ZM172 59V58H171ZM175 59V57L171 60L172 62H173V60ZM176 59H180V58H177L176 57ZM183 59H180V60H183ZM199 59V58H198ZM211 59V58H210ZM26 60V59H25ZM60 60V61H59ZM132 60V59H131ZM139 60V59H138ZM158 59L156 58V61H157ZM161 59H159V61H160ZM203 60H204V58H203ZM206 60V59H205ZM208 60V59H207ZM59 61V62H58ZM134 61V60H133ZM176 61V60H175ZM174 61V62H175ZM179 61V60H178ZM177 61V62H178ZM184 61V60H183ZM191 61H193V60H191ZM190 61V62H191ZM202 61V60H201ZM201 61L200 62H195V63H193L192 65H190L189 66V63H188V65L187 66H189V67H201L203 64H205V61H203L202 62V64H201ZM67 62H69V64L71 65V68L70 69H72V68H74L73 70H74V72H72V70H71V72H72V74H73V77H71L72 79H70V76H67V77H69V81H70V83L68 84L69 85V87L67 88V90H69V88H70V86L72 87V89H71V91L70 92H66V93H64L63 92V90H64V88H62V85L64 84V82H65V80L66 79H68L67 77H66V79H64V82H62L63 80H62V75H65L66 74V71H65V64H67ZM132 62V61H131ZM164 61L162 60V63H163ZM166 62V61H165ZM164 62V63H165ZM168 62V61H167ZM170 62V61H169ZM176 62V63H177ZM214 62V61H213ZM160 63H161V61H160ZM179 63H180V61H179ZM209 63V62H208ZM208 63H206V64H208ZM210 63H212V62H210ZM69 64H68V66H69ZM158 64V63H157ZM167 65H168V63H166ZM165 64V65H166ZM171 64H174V63H171ZM164 65V66H165ZM166 65V66H167ZM175 65V64H174ZM178 65V64H177ZM176 65V66H177ZM185 65V66H186ZM201 65V66H200ZM209 65V64H208ZM97 66H102V67H104L103 69H105V68H108V69H111V71H112V73L113 72H116L115 74H114V80H116V82H114L115 84L116 83H118V85L116 84L115 86H118V87H116V89L115 90H110V89H112V86H113V83L111 84V87L110 86H108V84L105 82V81H99L96 85H94L93 84V80H91V78H92V74H93V72H92V70H94V68L95 67H97ZM154 66V67H153ZM153 66L149 69V70H151L152 68H156L157 66L155 65V63L153 64ZM156 66V67H155ZM163 66V67H164ZM184 66V65H183ZM184 66V67H185ZM206 65H204V67H205ZM210 66V65H209ZM23 67V66H22ZM110 67V68H109ZM159 67H162V65H159ZM162 67V68H163ZM169 67V66H168ZM167 67V68H168ZM203 67V66H202ZM92 68V70L90 71V69ZM166 67L164 68V69H167ZM174 68H175V66H174ZM177 68V67H176ZM175 68V69H176ZM206 68H208V67H206ZM253 68V67H252ZM23 69V68H22ZM25 69V68H24ZM69 69V68H68ZM69 69V70H70ZM157 69V68H156ZM168 69H170V68H168ZM167 69V70H168ZM180 69V68H179ZM185 69H188V68H185ZM195 69H197V68H195ZM202 69V68H201ZM69 70H68V72H69ZM146 70V69H145ZM154 70V69H153ZM152 70V71H153ZM160 69H157V71H159ZM171 70H173V71H176V70H174L173 68L171 69ZM181 70V69H180ZM190 70V69H189ZM198 70V72H199V69H197ZM204 70H206V69H204ZM22 71V70H21ZM25 71V70H24ZM151 71V72H152ZM156 71V70H155ZM154 71V72H155ZM156 71V72H157ZM162 71H163V69H162ZM164 71H166V70H164ZM193 72L194 70H190L189 71V73L190 72ZM23 72V71H22ZM70 72V73H71ZM76 72H77V74H76ZM100 72H102V71H100ZM105 72V71H104ZM104 72H102L103 74H104ZM143 72V71H142ZM147 72H150V71H148L147 70ZM146 72V73H147ZM167 72V71H166ZM171 72V71H170ZM181 72V71H180ZM191 72V73H192ZM196 72V71H195ZM198 72H197V75L199 76V74H201V73H199L198 74ZM200 72H202V71H200ZM21 73V72H20ZM65 73V74H64ZM96 73H98V72H96ZM95 72H94V74H96ZM141 73V72H140ZM158 74L160 73L161 74V72H157ZM156 73V74H157ZM168 73H169V71H168ZM171 73H173V72H171ZM177 73V72H176ZM175 73V74H176ZM183 73H185V72H183ZM183 73H181V74H183ZM188 73V74H189ZM15 74V73H14ZM107 73H105V75H106ZM151 75L153 74V72L152 73H150ZM163 74H165V72H163ZM162 74V75H163ZM174 74V75H175ZM179 74V73H178ZM186 74H187V72H186ZM194 74H196V73H194ZM10 75V74H9ZM8 75V76H9ZM13 75V74H12ZM68 75V74H67ZM98 75H99V73H98ZM149 75V74H148ZM155 75V74H154ZM169 75V74H168ZM180 75V74H179ZM3 76V75H2ZM1 76V77H2ZM11 76V75H10ZM10 76H9V78H10ZM94 76V75H93ZM97 76V75H96ZM101 76V75H100ZM103 76V75H102ZM107 76V75H106ZM112 76V75H111ZM161 76V75H160ZM160 76H158V77H160ZM178 76V75H177ZM194 76V75H193ZM201 76H203V75H201ZM206 76H208V75H206ZM224 76V75H223ZM11 77H13V76H11ZM149 77V76H148ZM156 77V76H155ZM154 77V78H155ZM162 77H164V76H162ZM179 77V76H178ZM183 77V76H182ZM187 77L188 76H186V79H187ZM190 77V76H189ZM220 77H222V76H220ZM224 77H226V79L229 77V76H224ZM6 78V77H5ZM14 78V77H13ZM64 78H65V76H64ZM103 78H104V76H103ZM106 78V77H105ZM103 79V80H106V79ZM109 78V77H108ZM111 79H112V77H110ZM110 78H109V80H110ZM147 78V77H146ZM168 78V77H167ZM192 78V77H191ZM191 78H190V80H191ZM196 78V80H197V77H195ZM198 78H200V77H198ZM17 79V78H16ZM21 79H22V77H21ZM94 79V78H93ZM157 79V78H156ZM159 79V78H158ZM169 79H171V77H169ZM185 79V78H184ZM209 79V78H208ZM207 78H203V79H201L200 81H199V79H198V82H196L194 85H195V87H197L196 89V91L192 88V90H191V96H193L192 97V100L195 102V100H197V102H199L198 101V99H199V92L198 91H200L199 89H200V87L202 86V84H208V87H209V89H211L213 92H214V90L216 89V82L218 81V80H215V79H211L210 78V80H208ZM217 79V78H216ZM223 79H225V78H223ZM95 80V79H94ZM96 80H97V77H96ZM99 80V79H98ZM150 77H149V82H150ZM195 80V79H194ZM67 81V80H66ZM107 81V80H106ZM154 81V80H153ZM158 81V80H157ZM189 81V80H188ZM226 81V80H225ZM229 81H230V79L228 80V83H229ZM264 81V80H263ZM97 82V81H96ZM95 82V83H96ZM139 82L141 83V84H139ZM191 82H193V81H191ZM220 82V81H219ZM63 83V84H62ZM109 83H111V82H109ZM151 83V82H150ZM160 83V82H159ZM158 83V84H159ZM170 83L171 82H166V84H169L170 85ZM187 83H189V82H187ZM221 83V82H220ZM264 83V82H263ZM152 84V83H151ZM156 84V83H155ZM154 84V85H155ZM162 84H164L163 82H162ZM181 84V83H180ZM190 84V83H189ZM222 84H223V81H222ZM231 84V83H230ZM67 85V84H66ZM157 85V84H156ZM168 85V86H169ZM183 85H184V83H183ZM182 85V86H183ZM188 85V84H187ZM186 85V86H187ZM221 85V84H220ZM261 85H263V84H261ZM93 86H94V88H93ZM115 86H114V88H115ZM153 86V84L151 85V87ZM158 86V85H157ZM159 86H160V84H159ZM158 86V87H159ZM191 86H193V85H191ZM154 87H156V86H153V88ZM185 86H183V89H184V92H185V88H184ZM194 87V86H193ZM207 87V86H206ZM222 87V86H221ZM231 87H232V85H231ZM234 87V86H233ZM232 87V88H233ZM263 87V86H262ZM164 90L166 89V88H169V87H166L165 85H164ZM162 88V89H163ZM181 88V87H180ZM189 88V87H188ZM205 88V87H204ZM217 88H218V86H217ZM228 88H230V87H228ZM18 89V90H17ZM152 89V88H151ZM157 89H160V88H157ZM182 89V88H181ZM191 89V88H190ZM202 89H203V87H202ZM257 89V88H256ZM154 90V89H153ZM189 90V89H188ZM188 90H187V92H188ZM219 90H221V89H219ZM224 90V89H223ZM228 90V89H227ZM255 90V89H254ZM155 91V90H154ZM157 91H159V90H156L155 92H157ZM180 91V90H179ZM182 91V90H181ZM203 91V90H202ZM206 91V90H205ZM222 91V90H221ZM259 91H260V88H259ZM264 91V90H263ZM63 92V95L61 96V100L60 101H58V102H55V101H53V99L54 98H59V97H57V96H59L58 94H61ZM183 92V93H184ZM204 92V91H203ZM211 92V91H210ZM215 92H219V91H215ZM224 92V91H223ZM228 92V91H227ZM226 92V95L228 94ZM256 92H258V91H256ZM183 93H181V95L183 94ZM201 93V92H200ZM222 93V92H221ZM254 93V92H253ZM259 93V92H258ZM260 93H261V91H260ZM184 94H186V93H184ZM215 94V93H214ZM213 94V95H214ZM217 94V93H216ZM219 94V93H218ZM255 94V93H254ZM9 94H7V96H8ZM159 95V96H160ZM200 95H202V94H200ZM208 95V94H207ZM207 95L206 96H204V98L205 97H207ZM220 95H222V94H220ZM232 95V94H231ZM253 95V94H252ZM260 95V94H259ZM11 96V95H10ZM186 96V95H185ZM185 96H183V97H185ZM215 96V95H214ZM211 97V98H209V99H214V102H216L217 104H219L220 102H223V101H220L219 102V100L217 99L218 97L217 96H215V97ZM230 96V95H229ZM240 96H242V95H240ZM244 96H245V94H244ZM248 96H250L249 94H248ZM187 97V96H186ZM220 97H223V96H220ZM219 97V98H220ZM228 97V96H227ZM254 97V96H253ZM252 97V98H253ZM259 97V96H258ZM261 97H264V94L262 93L261 94V96L259 97V100L261 99ZM4 98H6V95L5 96H3V99H0V102H4ZM160 98H162V97H160ZM180 98H182V97H180ZM190 98V97H189ZM208 98V97H207ZM224 98H226V97H224ZM244 98V97H243ZM203 99V98H202ZM212 99V100H213ZM255 99V98H254ZM253 99V100H254ZM264 99V98H263ZM263 99H262V101H263ZM14 100V99H13ZM59 100V99H58ZM181 100V99H180ZM179 100V101H180ZM211 100V101H212ZM240 100V99H239ZM245 100V99H244ZM252 100V101H253ZM256 100H258V99H256ZM183 101H185V99H183ZM227 101V100H226ZM249 101H251V100H249ZM248 101V102H249ZM13 102V101H12ZM163 102H165V100L163 101ZM186 102V101H185ZM190 102V101H189ZM228 102V101H227ZM242 102V101H241ZM244 102H246V101H244ZM248 102L247 103H244L245 105H247L248 104ZM256 102V101H255ZM212 103V102H211ZM228 103H232V102H228ZM251 102H249V104H250ZM253 103V102H252ZM187 104V103H186ZM190 104V103H189ZM210 103H209V100H205V99H203V101L202 102H199V103H197V104H195L194 106H192V107H194L191 111H192V113H193V116H192V118H194L195 119V123L194 124H196V127H194L193 125H191V126H193L194 127V129H196V134H197V137L199 138V136L200 135H202V133H205V134H207V133H211L212 134V132L214 131L213 129L215 128V125H214V128H212V131L210 132V130H209V132L208 131H206L205 130V128L212 122V121H216V119L218 118V116H219V113H220V111H219V113L216 111L215 112V110H216V108H214L212 105L213 104H211V105H209ZM224 104H227V103H224ZM236 104V103H235ZM238 104V103H237ZM236 104V105H237ZM243 104V103H242ZM242 104H240V106L239 107H241V105ZM243 104V105H244ZM259 104V103H258ZM261 104H263L262 102H261ZM260 104V105H261ZM11 105V104H10ZM10 105H8V106H10ZM181 105V104H180ZM239 105V104H238ZM253 105V104H252ZM189 106V105H188ZM187 106V107H188ZM191 106V105H190ZM189 106V107H190ZM222 106H223V104H222ZM0 107H2L3 108V106H2V104H1V106ZM5 107V106H4ZM7 107V106H6ZM167 107V106H166ZM182 107H183V104H182ZM184 107H186V106H184ZM183 107V109L182 110H185V108ZM230 106H228V108H229ZM250 107H251V104H250ZM253 107H255L254 105H253ZM252 107V108H253ZM257 107V106H256ZM261 107H262V105H261ZM263 107H264V105H263ZM9 108V107H8ZM49 108H53V110L54 111H56V113H50L49 112ZM219 108V107H218ZM224 108V107H223ZM227 108V107H226ZM248 108H249V106H248ZM248 108H246V109H248ZM7 109V108H6ZM6 109H3L4 110V112H7V111H5ZM9 109V110H10ZM177 109H179V108H177ZM187 109V111H188V108H186ZM220 109V108H219ZM218 109V110H219ZM231 109V108H230ZM230 109H228V111H230ZM235 109H237V106L232 110V111H234ZM239 109H241V108H239ZM245 109V110H246ZM259 109V108H258ZM263 109V108H262ZM262 109L260 110V111H262ZM2 110V109H1ZM1 110H0V116H1ZM172 110V109H171ZM223 110V109H222ZM225 110V109H224ZM242 110V109H241ZM245 110H243V112H246ZM256 110H257V108H256ZM178 111V114H179V110H177ZM190 111V112H191ZM226 111V110H225ZM225 111H224V113H225ZM236 111V110H235ZM238 111V110H237ZM169 112H170V110H169ZM180 112H184V111H180ZM255 112V111H254ZM173 113H174V111H173ZM187 113V112H186ZM186 113H183V114H186ZM189 113V112H188ZM226 113H228V114H230V112H226ZM225 113V114H226ZM233 113V112H232ZM232 113H231V115H232ZM235 113V112H234ZM241 112H239V114H240ZM262 113H264V111L262 112ZM172 114V113H171ZM170 114V115H171ZM182 114V115H183ZM190 114V113H189ZM188 114V115H189ZM228 114H226V115H228ZM245 114V113H244ZM250 114H252V112L250 113ZM256 114V113H255ZM258 114V113H257ZM256 114V115H257ZM177 115V114H176ZM224 115V114H223ZM226 115H224V116H226ZM248 114H246V115H242L243 117L244 116H247ZM254 115V114H253ZM262 115V114H261ZM174 116H175V113H174ZM180 116V114L177 116V117H179ZM235 116V115H234ZM238 116H240V115H238ZM249 116V115H248ZM176 117V116H175ZM188 117V116H187ZM189 117H190V115H189ZM222 117V116H221ZM228 117V116H227ZM227 117H225L226 119H228ZM229 117H231L230 115H229ZM251 117L252 116H250L249 118V120H251ZM7 118H6V120H7ZM181 118H184L185 120H186V118H185V115H184V117H181ZM181 118H180V120H181ZM224 118V117H223ZM235 118V117H234ZM246 118H248V117H246ZM254 118V117H253ZM5 119V118H4ZM176 119V118H175ZM178 119V118H177ZM229 119H231V118H229ZM228 119V120H229ZM238 119V118H237ZM240 119V118H239ZM242 119H244V118H242ZM255 119H256V117H255ZM259 119H261V118H259ZM264 119V118H263ZM0 120H1V118H0ZM173 120V119H172ZM179 120V121H180ZM183 120V119H182ZM181 120V121H182ZM185 120H183V121H185ZM232 120V119H231ZM248 120V119H247ZM253 120V119H252ZM2 121V120H1ZM178 121V122H179ZM182 121V122H183ZM189 121V120H188ZM193 121V120H192ZM221 121H223V119L221 118ZM230 121V120H229ZM228 121V122H229ZM243 121H245V120H243ZM243 121L241 122V121H238V122H240L241 124L243 123ZM254 121H256V122H259V120L257 121V119L256 120H254ZM254 121H252V122H254ZM263 121V120H262ZM3 122V121H2ZM174 122H176V121H174ZM217 122V121H216ZM251 122V121H250ZM4 123V122H3ZM177 123V122H176ZM175 123V124H176ZM181 123V122H180ZM179 123V125L178 126H180L181 124ZM189 123V122H188ZM191 123V122H190ZM189 123V124H190ZM193 123H191V124H193ZM235 123V122H234ZM239 123V124H240ZM249 123V122H248ZM247 123V124H248ZM174 124V123H173ZM172 124V125H173ZM184 124V123H183ZM214 124V123H213ZM218 124V123H217ZM220 124H223V123H220ZM257 125H258V123H256ZM30 125V131L27 133L26 132V130H25V128L27 127L28 128V126ZM74 125H76L77 127V133L73 130V126ZM177 125V124H176ZM212 125V124H211ZM228 125V124H227ZM230 125V124H229ZM228 125V126H229ZM235 125V124H234ZM233 125V126H234ZM254 125H255V123H254ZM31 126H33L34 128H33V130H31ZM182 126V125H181ZM186 126V125H185ZM190 126V127H191ZM219 126V125H218ZM221 126L222 125H220V129H222L221 128ZM225 126V125H224ZM237 126V125H236ZM240 126V128H241V125H239ZM261 126H262V124H261ZM91 127H94L95 129L94 130H96V134H94L93 133V131L91 132V133H93L92 135H91V133L87 136V138H84V139H80V135H83L82 133L83 132H85L86 133V131L88 130V129H90ZM174 127V126H173ZM186 127H188V126H186ZM225 127H227V126H225ZM230 127V126H229ZM257 127V126H256ZM182 128V127H181ZM210 128V127H209ZM224 128V127H223ZM235 128H237V127H235ZM234 128V131L235 130H238V129H235ZM247 128V127H246ZM245 128V129H246ZM258 128V127H257ZM262 128V127H261ZM92 129V128H91ZM186 129V128H185ZM184 129V130H185ZM190 129V128H189ZM193 129V128H192ZM219 129V130H220ZM227 129H229V128H227ZM243 130H242V132L243 131H245L244 130V128H242ZM254 129V128H253ZM260 129V128H259ZM258 129V130H259ZM264 129V128H263ZM175 131H176V129H174ZM178 130V129H177ZM188 130V129H187ZM216 130H218V129H216ZM218 130V131H219ZM229 130H231V129H229ZM228 130V131H229ZM262 130V129H261ZM78 131H80V132H78ZM190 131H191V129H190ZM205 131V132H204ZM221 131V130H220ZM227 131V132H228ZM239 131V130H238ZM248 131V130H247ZM249 131H251V130H249ZM254 131V130H253ZM87 132H89V131H87ZM174 132V131H173ZM185 132H186V130H185ZM188 133H189V131H187ZM207 132V133H206ZM230 132V131H229ZM228 132V133H229ZM260 132V131H259ZM175 133V132H174ZM182 133V132H181ZM188 133H186L187 135H190V133L188 134ZM218 134V132L217 131H215L214 132V134ZM234 133V132H233ZM233 133H231V135L233 134ZM246 133V135H247V133L248 132H245ZM244 133V134H245ZM253 133V132H252ZM261 133V132H260ZM262 133H263V131H262ZM262 133L260 134V135H262ZM87 134V133H86ZM179 134V133H178ZM178 134H176V136L178 135ZM185 134V133H184ZM183 134V135H184ZM185 134V135H186ZM193 133H191V135L190 136H194V134L192 135ZM211 134L208 136V137H211ZM216 134V135H217ZM220 134H222V132L220 133ZM223 134H224V131H223ZM227 134V133H226ZM236 134H237V131H236ZM239 134V133H238ZM254 134V133H253ZM253 134H252V136H253ZM264 134V133H263ZM2 135V134H1ZM0 135V136H1ZM170 135H171V131H170ZM173 135V134H172ZM171 135V136H172ZM184 135V136H185ZM199 135V136H198ZM215 135V136H216ZM219 135V134H218ZM229 135V134H228ZM227 135V136H228ZM84 136V135H83ZM168 136V135H167ZM167 136H165V137H167ZM181 136V135H180ZM214 136V137H215ZM223 136V135H222ZM233 136V135H232ZM235 136V135H234ZM242 136V135H241ZM249 136L250 135H248V136H246V137H248V140H249ZM255 136H256V134H255ZM255 136H253L254 137V139H255ZM9 137V136H8ZM86 137V136H85ZM152 137V138H151ZM161 137H163V136H161ZM160 137V138H161ZM177 137H179V135L177 136ZM182 137V136H181ZM188 137V136H187ZM196 137V136H195ZM206 137V136H205ZM220 137V136H219ZM226 137V136H225ZM224 137V138H225ZM244 137V136H243ZM243 137H242V139H243ZM2 138V137H1ZM82 138V137H81ZM151 138V139H150ZM174 138V137H173ZM176 138V137H175ZM184 138V137H183ZM189 138V137H188ZM194 138V137H193ZM197 138V139H198ZM200 138H202V139H204L203 137H200ZM207 138V137H206ZM206 138H205V140H206ZM212 138V137H211ZM216 138H218V137H216ZM227 138V137H226ZM231 138V137H230ZM8 139V138H7ZM58 139V138H57ZM164 139V138H163ZM166 139V138H165ZM167 139H168V137H167ZM191 139V138H190ZM208 139V138H207ZM235 139H236V137H235ZM240 139V138H239ZM238 139V137H237V141L239 140ZM247 139V138H246ZM161 140V139H160ZM169 140V139H168ZM174 140V139H173ZM173 140H171V141H173ZM180 140V139H179ZM186 140V139H185ZM184 140V141H185ZM188 141H190L189 139H187ZM192 140V139H191ZM195 141H196V139H194ZM209 140V139H208ZM222 140V139H221ZM227 140V139H226ZM251 140V139H250ZM3 141H4V139H3ZM8 141V140H7ZM57 141V140H56ZM159 141V140H158ZM203 141V140H202ZM215 141H217V139L215 140ZM223 141V140H222ZM227 141H232V139L231 140H227ZM236 141V142H237ZM241 142H242V140H240ZM252 141H254V140H252ZM1 142H2V140H1ZM153 142V141H152ZM197 142V141H196ZM199 143H200V139H199V141H198ZM197 142V143H198ZM204 142V141H203ZM5 143V142H4ZM176 143V142H175ZM178 143H180V141L178 142ZM182 143V142H181ZM181 143H180V146H181ZM192 143V142H191ZM195 143V142H194ZM199 143H198V145H199ZM226 143H228V142H226ZM238 143V142H237ZM1 144V143H0ZM171 144V143H170ZM169 144V145H170ZM174 144V143H173ZM188 144V143H187ZM201 144V143H200ZM229 144V143H228ZM228 144H226V145H228ZM233 144H235L234 143V141H233ZM239 144H240V142H239ZM238 144V145H239ZM247 144V143H246ZM250 144V143H249ZM2 145H5V144H2ZM2 145H1V147H0V149L2 148ZM5 145V146H6ZM60 145V144H59ZM62 145H63V143H62ZM61 145V146H62ZM166 145H168L167 143H166ZM172 145V144H171ZM179 145V144H178ZM177 145V146H178ZM190 145V144H189ZM188 145V146H189ZM192 145V144H191ZM202 145V144H201ZM236 145V144H235ZM245 144H243V146H244ZM66 146V147H67ZM173 146V145H172ZM184 146V145H183ZM183 146H181V147H183ZM187 146V147H188ZM200 146V145H199ZM230 146V145H229ZM240 146H241V144H240ZM64 147V146H63ZM68 147H67V149L66 150H70V149H68ZM166 147V146H165ZM171 147V146H170ZM174 147H175V144H174ZM173 147V148H174ZM186 147V146H185ZM194 147V146H193ZM196 147H198L197 146V144H196ZM227 147V146H226ZM231 147V146H230ZM238 147V146H237ZM246 147H247V145L244 147V151H245V153L247 152V150H246ZM168 148V147H167ZM166 148V149H167ZM172 148V147H171ZM170 148V150L172 151V149ZM176 148L177 147H175V149L174 150H176ZM189 149H190V147H188ZM195 148V147H194ZM206 147H204V149H205ZM208 148H209V145H208ZM4 149V148H3ZM64 149V148H63ZM179 149V148H178ZM176 150V151H179V150ZM181 149V148H180ZM185 149V148H184ZM225 149V148H224ZM227 149H229L228 147H227ZM227 149H225V150H227ZM233 149H234V147H233ZM236 149H240V148H236ZM242 149V148H241ZM247 149H248V147H247ZM165 150V149H164ZM182 150V149H181ZM231 150H232V148H231ZM5 151V150H4ZM142 151V152H141ZM188 151H190V150H188ZM201 151V150H200ZM204 151V150H203ZM210 151V150H209ZM208 151V152H209ZM228 151V150H227ZM233 151V150H232ZM235 151V150H234ZM1 152V151H0ZM151 152V153H150ZM156 152V153H155ZM164 152V151H163ZM174 152V151H173ZM204 152H206V151H204ZM240 152V151H239ZM66 153H67V151H66ZM69 153H70V151H69ZM68 153V154H69ZM73 154H74V152H72ZM155 153V154H154ZM168 153V152H167ZM178 153H180V152H178ZM178 153H175V154H178ZM81 153H79V155H80ZM83 154V153H82ZM82 154H81V156H82ZM116 154V156H118ZM161 154V153H160ZM181 154V153H180ZM188 153L186 152V154L185 155H187ZM202 154H203V152H202ZM76 155H78V153L76 154ZM75 155V156H76ZM135 155H133L134 156V161H138V159L136 160V158H135ZM157 155H159V154H157ZM163 155V154H162ZM165 156H166V154H164ZM183 155V154H182ZM190 155V154H189ZM188 155V157H190L191 158V156H189ZM232 155H233V153H232ZM239 155V157L238 158H241L240 157V154H238ZM237 155V156H238ZM250 156H251V154H249ZM74 156V155H73ZM115 156V155H114ZM242 157H243V155H241ZM245 156V155H244ZM250 156H248V157H250ZM1 157V156H0ZM3 157V156H2ZM58 157H60V156H58ZM68 157V156H67ZM67 157H62V158H67ZM70 157V156H69ZM78 157V156H77ZM83 157V156H82ZM84 157H86V156H84ZM83 157V158H84ZM131 157V156H130ZM162 156L161 155H159V159L161 158ZM186 157V156H185ZM188 157H187V159H188ZM217 157V156H216ZM255 157V156H254ZM261 157V156H260ZM92 158H95V157H92ZM92 158H90V160H92L93 161V159ZM113 158V157H112ZM116 159H117V157H115ZM236 158V157H235ZM238 158H236L237 160H238ZM245 158V157H244ZM246 158H247V156H246ZM252 159H253V157H251ZM263 158H264V155H263ZM9 159V158H8ZM11 159H13V158H11ZM68 159V158H67ZM96 159V158H95ZM119 159H117V161L119 160ZM123 159H125V158H123ZM127 160H128V158H126ZM133 159V158H132ZM157 159H158V157H157ZM156 159V160H157ZM177 159V158H176ZM184 159V158H183ZM223 159H224V156H223ZM250 159V158H249ZM249 159H248V162H249ZM20 160V161H21ZM59 160V159H58ZM63 160V159H62ZM78 160V159H77ZM87 160V159H86ZM85 160V161H86ZM122 160V159H121ZM126 160V161H127ZM130 160V159H129ZM235 160V159H234ZM240 160V159H239ZM243 160H245V159H243ZM259 160H260V158H259ZM258 160V161H259ZM261 160H262V158H261ZM264 160V159H263ZM1 161V160H0ZM16 161V160H15ZM40 161H42V162H40ZM74 161V160H73ZM92 161H90L89 163H91ZM96 161V160H95ZM95 161H93V162H95ZM101 161H99L100 163H101ZM107 161V160H106ZM104 162L103 164H109V163H107V162ZM191 160H189V162H190ZM221 161H222V159H221ZM251 161V160H250ZM17 162V161H16ZM19 162V161H18ZM60 162V161H59ZM58 162V163H59ZM62 162V161H61ZM97 162V161H96ZM95 162V163H96ZM110 162V161H109ZM116 162V160L114 161V163ZM125 162V161H124ZM167 162H170L169 160L167 161ZM254 162V161H253ZM263 161H261V163H262ZM1 163V162H0ZM4 163V162H3ZM5 163V164H6ZM72 163V162H71ZM77 163H78V161H77ZM81 163V162H80ZM85 163V162H84ZM87 163H88V160H87ZM88 163V164H89ZM98 163V162H97ZM120 163V162H119ZM121 163H123V162H121ZM121 163H120V165H121ZM128 163V162H127ZM126 163V164H127ZM136 163V162H135ZM184 163H185V161H184ZM222 163V162H221ZM245 163V162H244ZM260 163V164H261ZM40 165V168H41V166H43V165ZM117 164H118V162H117ZM134 164V163H133ZM179 164V163H178ZM183 164V163H182ZM200 164V163H199ZM202 164V163H201ZM259 163H258V165H260ZM263 164V163H262ZM260 165V166H263V165ZM4 165V164H3ZM11 165H12V163H11ZM34 165V166H33ZM90 165V164H89ZM92 165L95 167V165H94V163H92ZM99 165H101V164H98V166ZM172 165V164H171ZM203 165V164H202ZM202 165H200V166H202ZM208 165V164H207ZM239 165V164H238ZM247 165V164H246ZM248 165H250V162L248 163ZM247 165V166H248ZM254 165V163L252 164V166ZM256 165H257V163H256ZM39 166V165H38ZM45 166V167H46ZM59 166V168H57ZM86 166H87V164H86ZM102 166V165H101ZM100 166V167H101ZM106 166H108V168H109V165H106ZM105 166V167H106ZM124 166H125V163H124ZM124 166H122V168L124 167ZM128 166V165H127ZM126 166V167H127ZM180 166V165H179ZM178 166V167H179ZM186 167L188 166L187 165V163H186V165H185ZM206 166V165H205ZM213 166H215V165H213ZM240 166V165H239ZM245 166V165H244ZM246 166V167H247ZM255 166V165H254ZM260 166L258 167V168H260ZM84 167V166H83ZM97 167V166H96ZM94 168V169H97V168ZM104 165L102 166V168H99L100 170L101 169H103L104 170ZM116 167V166H115ZM125 167V168H126ZM129 167V166H128ZM132 167V166H131ZM131 167H129L130 169H135V168H131ZM203 167V166H202ZM211 167V166H210ZM217 167V166H216ZM218 167H219V165H218ZM238 167V166H237ZM2 168V167H1ZM7 168V167H6ZM88 168V167H87ZM121 168V167H120ZM204 168V167H203ZM227 168V167H226ZM239 168V171H240V167H238ZM244 168V167H243ZM251 168V167H250ZM254 168V167H253ZM258 168H257V170H258ZM263 167H261L260 168V170H259V172L260 171H262L261 169H262ZM8 169V170H9ZM38 169H39V167H38ZM42 169V168H41ZM43 169H44V167H43ZM113 169V168H112ZM114 169H116V168H114ZM113 169V170H114ZM124 169V168H123ZM174 169H176V168H174ZM247 169H249V168H247ZM33 170H35V168L33 169ZM45 170V171H46ZM110 169H107V171H109ZM120 170V169H119ZM126 171H127V169H125ZM178 170V169H177ZM186 170V169H185ZM208 171L210 170V169H207ZM218 170V169H217ZM221 170V169H220ZM224 170H225V168H224ZM236 170V169H235ZM2 171V170H1ZM0 171V172H1ZM6 171V170H5ZM27 171V170H26ZM42 171V170H41ZM91 171H95V172H91ZM106 171V173H108ZM142 170H140V172H141ZM181 171V170H180ZM179 171V172H180ZM184 171V170H183ZM182 171V172H183ZM187 171V170H186ZM211 171V170H210ZM9 172H7V173H9ZM34 172H37V170H35ZM50 172V171H49ZM48 172V173H49ZM111 172H113V171H111ZM115 172H118V171H115L114 170V173ZM121 172V171H120ZM132 172V171H131ZM175 172H176V170H175ZM181 172V173H182ZM243 172V174H244V170L242 171ZM258 172V173H259ZM2 173H3V171H2ZM44 173V174H43ZM42 174H43V176L45 175V172H43ZM101 173V175H102V177L100 178L99 176H101V175H99ZM105 173V174H106ZM109 173H110V171H109ZM122 173V172H121ZM123 173H124V171H123ZM130 173V172H129ZM134 173H135V171H134ZM173 173V172H172ZM172 173H171V175H172ZM180 173V174H181ZM246 173H247V171H246ZM263 172H261V174H262ZM1 174V173H0ZM5 174H6V172H5ZM30 174V173H29ZM29 174L25 177V178H27L28 179V177H30L31 176V174H30V176H29ZM34 174V173H33ZM40 174V173H39ZM52 173H49V175H48V177H51L52 175H53ZM104 174V173H103ZM116 174H118V173H116ZM131 174V173H130ZM166 174H168V173H166ZM166 174H165V176H166ZM174 174V173H173ZM176 174V173H175ZM175 174H174V176H175ZM178 174V173H177ZM184 174V173H183ZM186 174H187V172H186ZM251 174H253V173H251ZM260 174V175H261ZM2 175V174H1ZM8 175V174H7ZM11 175V176H12ZM34 175H36V174H34ZM38 175V174H37ZM36 175V176H37ZM110 175H112V173L110 174ZM114 176H112V177H115V174H113ZM119 175V178L118 179H120V177H122V175L120 176V174H118ZM170 175V174H169ZM250 175V174H249ZM254 175V174H253ZM10 176V174L8 175V177L10 178L11 177ZM12 176V177H13ZM33 176V175H32ZM125 176V175H124ZM127 176H130V178H131V175H127ZM173 176V175H172ZM178 176V175H177ZM182 176V175H181ZM240 176H243L242 174L240 175ZM244 176H246V175H244ZM255 176H257V175H255ZM259 176V175H258ZM257 176V177H258ZM1 177H6V176H4V173H3V176H1ZM0 177V178H1ZM33 177H35V176H33ZM57 177V176H56ZM58 177H57V179H58ZM104 177V178H103ZM110 177V176H109ZM167 177H168V175H167ZM191 177V176H190ZM247 177V176H246ZM250 178L252 177L253 178V176L252 175H250L249 176ZM248 177V178H249ZM256 177V178H257ZM260 177H264V175L262 176H260ZM17 178H15V180H14V178H13V180L12 179H10V180H12V181H14V182H9L8 181V178H7V183H4L5 185H7L8 184V182L9 183H12V185L13 186H18V180H17ZM25 178H22L21 177V179L23 180V179H25ZM39 178H40V181H41V178H42V176H40V177H38V180H39ZM55 178V177H54ZM117 178V177H116ZM115 178V179H116ZM125 178V177H124ZM124 178H122V179H124ZM128 178V177H127ZM134 178H135V176H134ZM134 178H133V180H134ZM136 178H138L139 179V176L138 177H136ZM174 178V177H173ZM172 178V179H173ZM178 178V177H177ZM192 178V177H191ZM243 178V177H242ZM241 178V179H242ZM249 178V179H250ZM251 178V179H252ZM255 178V177H254ZM253 178V179H254ZM20 179V181H22ZM30 179V178H29ZM32 179V178H31ZM34 179H36V178H34ZM44 179H45V177H44ZM51 179V178H50ZM56 179V178H55ZM56 179V180H57ZM58 179V181H60ZM110 179V178H109ZM164 179V178H163ZM169 181H170V179L169 178H167ZM178 179H180V178H178ZM240 179V178H239ZM238 179V180H239ZM247 179V178H246ZM246 179H245V181H246ZM250 179V180H251ZM258 179V178H257ZM261 179V178H260ZM264 179V178H263ZM3 180V179H2ZM6 180V179H5ZM5 180H3V181H5ZM48 180V179H47ZM54 180V179H53ZM117 180V179H116ZM121 180V179H120ZM133 180H131V181H133ZM136 180V179H135ZM139 180H141V179H139ZM138 180V181H139ZM144 180V179H143ZM152 180V179H151ZM162 180V179H161ZM166 180V179H165ZM192 180H193V178H192ZM237 180V181H238ZM250 180H248V181H250ZM254 180H256V179H254ZM259 180V179H258ZM0 181H1V179H0ZM3 181H1V182H3ZM19 181V182H20ZM25 181V180H24ZM27 181V180H26ZM25 181V182H26ZM36 181V180H35ZM43 181V180H42ZM45 181V180H44ZM88 181V182H87ZM90 181V182H91ZM122 181V180H121ZM129 181V180H128ZM154 181V180H153ZM156 181V180H155ZM160 181V180H159ZM167 181V180H166ZM165 181V182H166ZM178 181V180H177ZM180 181H182L181 179H180ZM240 181V180H239ZM239 181H238V183H239ZM242 181H244V180H242ZM247 181V182H248ZM33 182V181H32ZM31 182V180H30V183H32ZM57 182V181H56ZM127 182V181H126ZM126 182H124V183H126ZM134 182V181H133ZM133 182H132V184H133ZM144 182H147L146 180H144L143 181V184H145ZM149 182V181H148ZM151 182V181H150ZM149 182V183H150ZM176 182V181H175ZM183 182V181H182ZM194 182V181H193ZM207 183H209L208 181H206ZM235 182V181H234ZM252 182H253V180H252ZM27 183V182H26ZM29 183V182H28ZM30 183H29V186H30ZM34 183V182H33ZM36 183H38V181H36ZM36 183H34V184H36ZM41 183V182H40ZM39 183V184H40ZM49 183V182H48ZM51 183V182H50ZM110 183H112L113 184V186H114V184H116L115 183V180H112ZM128 183V182H127ZM130 183V182H129ZM158 183V182H157ZM195 183V182H194ZM243 183V182H242ZM242 183H239L240 184V186H242L243 184ZM246 183V182H245ZM244 183V184H245ZM250 183H251V181L249 182V183H247V184H249L250 185ZM256 183V182H255ZM0 184H2V183H0ZM38 184V185H39ZM62 184V183H61ZM74 184V183H73ZM73 184H71L72 186H73ZM75 184H74V186H75ZM92 184V183H91ZM109 184V183H108ZM122 184H123V182H122ZM131 184V185H132ZM136 184H137V181H136ZM159 184V183H158ZM157 184V185H158ZM164 184V183H163ZM162 184V185H163ZM168 184V183H167ZM174 184V183H173ZM177 184V183H176ZM231 184H232V182H231ZM234 184V183H233ZM236 184H237V182H236ZM246 184V185H247ZM4 185V186H5ZM9 185V184H8ZM11 185V184H10ZM23 185V184H22ZM21 185V186H22ZM25 185H27V184H25ZM44 185H46V184H44ZM48 185V184H47ZM52 185V184H51ZM55 185H57V183L55 184ZM103 185V188L104 189H102V190H105L106 188H105V186H104V184H102ZM105 185H107V184H105ZM124 185V184H123ZM129 185V184H128ZM127 185V186H128ZM130 185V186H131ZM151 185V186H150ZM146 184L145 186H146V188H147V186H150V187H152V185L153 184ZM156 185V184H155ZM156 185V186H157ZM169 185H170V182H169ZM177 185H179V184H177ZM182 185V184H181ZM180 185V186H181ZM187 185H188V183L186 184V187H187ZM235 185V184H234ZM248 185V186H249ZM258 185H259V183H258ZM262 185V184H261ZM1 186V185H0ZM3 186V185H2ZM1 186V187H2ZM4 186L2 187L3 188V190L5 189L4 188ZM32 186L34 187L35 185H33L32 184ZM43 186V185H42ZM91 186V185H90ZM95 186V185H94ZM93 186V187H94ZM101 186V185H100ZM108 186H110V184L109 185H107V188H109ZM112 185H111V188L113 187ZM116 186H117V184H116ZM129 186V187H130ZM145 186L143 187V188H137V190L138 189H144V191H147L146 189H145ZM161 186V185H160ZM165 188H166V186L165 185H163ZM171 186V185H170ZM175 186V185H174ZM179 186V187H180ZM192 186V185H191ZM232 186V185H231ZM239 186V185H238ZM253 186H254V184H253ZM7 187V186H6ZM38 187V186H37ZM44 187V186H43ZM43 187H40L39 189H41V188H43ZM55 187V186H54ZM79 187L77 188V189H79ZM98 187V186H97ZM118 187V186H117ZM116 187V188H117ZM119 187H121V186H119ZM128 187V190L129 189H132L133 191L135 190V189H133V188H129ZM159 187V186H158ZM158 187H153V189L154 188H158ZM250 187V186H249ZM251 187H252V183H251ZM250 187V188H251ZM8 188V187H7ZM15 189L16 188H19V186L18 187H14ZM23 188V187H22ZM21 188V189H22ZM70 189H69V191L71 190L72 191V189H71V187H69ZM88 188H89V186H88ZM91 188V187H90ZM98 188H101V187H98ZM98 188H96V189H98ZM193 188H195L194 186H193ZM197 188V187H196ZM228 188H230V186L228 187ZM238 188V187H237ZM241 188V187H240ZM239 188V189H240ZM247 189V186L246 187H244V189ZM254 188V187H253ZM1 189V188H0ZM11 189L13 190V188L11 187ZM14 189V190H15ZM24 189H26V187H24ZM24 189H22L23 190V192L22 193H24V192H27L28 191V189L25 191ZM45 190H44V194H45V196H48V195H50L49 196V200H51L52 199V194L53 193H55L56 191H55V189L54 188H49V187H47L46 188V186H45V188H44ZM60 189H62V188H60ZM66 189H67V187H66ZM74 189V188H73ZM81 189V188H80ZM83 189H84V187H83ZM118 189H120V188H118ZM127 188H124V193H127ZM148 189V188H147ZM163 189V188H162ZM162 189H158L159 191H162ZM168 189H171L170 187H168ZM180 190H181V188H179ZM188 189H189V186H188ZM224 189V188H223ZM225 189H227V186H226V188ZM236 189V188H235ZM245 189V191H248V190H246ZM6 190H10V189H6ZM18 190V189H17ZM20 190V189H19ZM30 190V189H29ZM32 190V189H31ZM59 190V189H58ZM57 190V191H58ZM76 190V189H75ZM74 190V191H75ZM85 190V189H84ZM84 190L82 191V192H84ZM87 190V189H86ZM85 190V191H86ZM99 190H101V189H99ZM97 191V192H100V191ZM108 191H109V189H107ZM121 190V189H120ZM140 190H139V192H140ZM148 190H150V189H148ZM152 190V189H151ZM165 191H166V189H164ZM164 190H163V192H164ZM222 190V189H221ZM220 190V191H221ZM228 190L229 189H227V192H228ZM232 190V189H231ZM243 190V189H242ZM5 191V190H4ZM11 191V190H10ZM9 191V192H10ZM46 191V192H45ZM64 191H65V193H66V190L64 189ZM64 191H63V193H64ZM73 191V193H75ZM93 191V190H92ZM129 191H131V190H129ZM132 191V192H133ZM156 191V190H155ZM199 191V190H198ZM205 191V190H204ZM215 191V190H214ZM217 191V190H216ZM233 191H234V189H233ZM1 193H3V191H0ZM7 192V191H6ZM5 192V193H6ZM38 192V191H37ZM40 192H41V190H40ZM60 192H62V190L60 191ZM79 192H81V190L79 191ZM94 192V191H93ZM95 192H96V190H95ZM102 192H104V191H102ZM107 192V191H106ZM109 192H111V191H109ZM108 192V193H109ZM118 191H115L114 193H116V194H118L117 193ZM119 192H121V191H119ZM135 192H136V190H135ZM135 192H133L132 194H135ZM162 192V194H164ZM168 192V191H167ZM167 192H166V194L165 195H167ZM199 192H201V191H199ZM210 192H213V191H210ZM230 192V191H229ZM239 192V191H238ZM13 193H15V191L13 192ZM18 193H20L21 194V192H19L18 191ZM28 193H29V191H28ZM34 193H35V191H34ZM42 193V194H43ZM57 193V192H56ZM62 193V194H63ZM72 193V194H73ZM146 193H148V191L146 192ZM149 193H151V195H152V193H154V191L152 190V192H149ZM156 193H158L157 191H156ZM156 193L154 194V195H156ZM160 193V192H159ZM9 194H12L11 192L9 193ZM17 193H15V196H18V194L16 195ZM19 194V195H20ZM30 194H31V192H30ZM39 194V193H38ZM43 194V195H44ZM59 194V193H58ZM61 194V195H62ZM67 194V193H66ZM65 194V195H66ZM85 194H86V192H85ZM95 194V193H94ZM93 194V195H94ZM98 194V193H97ZM101 194H104V193H101ZM111 194V193H110ZM121 193H119V195H120ZM143 194V193H142ZM161 194V193H160ZM161 194V195H162ZM169 194H171V193H169ZM225 194H227V193H225ZM232 194V193H231ZM239 194H240V192H239ZM250 194V193H249ZM257 194V193H256ZM255 194V195H256ZM6 195H8L7 193L5 194V196L4 197H6ZM13 195V194H12ZM24 195V194H23ZM29 195V194H28ZM33 195V194H32ZM40 195V194H39ZM39 195H37L38 197H39ZM57 195V194H56ZM64 195V194H63ZM71 195V194H70ZM70 195H68V196H70ZM75 195V194H74ZM83 195V194H82ZM89 195V194H88ZM92 195V194H91ZM105 195H106V193L103 195L104 197H105ZM122 195V194H121ZM137 195H141V192L140 193H137ZM136 195V196H137ZM148 195V194H147ZM146 195V196H147ZM157 195H159V194H157ZM161 195H160V197H161ZM172 195V194H171ZM212 195V194H211ZM248 195V194H247ZM3 196V195H2ZM34 196V195H33ZM41 196V195H40ZM86 196H87V194H86ZM97 195H95V197H96ZM110 196V195H109ZM114 195H112V197H113ZM123 196V195H122ZM144 196V195H143ZM173 196V195H172ZM171 196V197H172ZM191 196V195H190ZM232 196H233V194H232ZM256 196H258V195H256ZM26 196H24L23 198H25ZM42 197H44V196H41V197H39L40 199L42 198ZM62 197H65V196H62ZM79 197H82V196H80V194H79ZM84 198H85V196H83ZM98 197V196H97ZM103 197V198H104ZM107 197V196H106ZM112 197H110V198H112ZM118 197V196H117ZM120 197V196H119ZM130 197V196H129ZM128 196H127V198L126 199H128L129 198ZM139 197V196H138ZM141 197V196H140ZM149 197H151V196H149ZM166 197V196H165ZM165 197H164V200H165ZM234 197V196H233ZM260 197H261V195H260ZM3 197H0V200L2 199ZM13 198V201H14V199L16 198H14V196L12 197ZM27 198V197H26ZM31 198V197H30ZM35 200V202L37 203V204H41L43 201H44V206L46 205V203H49V200H47V199H45L44 198V200L42 199V200H39L37 197H33ZM37 198V199H36ZM47 198V197H46ZM60 198V197H59ZM58 198V199H59ZM70 198V197H69ZM108 199H110L109 197H107ZM106 198V199H107ZM132 199L131 200H133L134 201V197H131ZM142 198V197H141ZM147 198V197H146ZM145 198V199H146ZM152 198V197H151ZM150 198V199H151ZM8 199H9V197H8ZM7 198H5V200L7 201L8 200ZM19 199V198H18ZM18 199H17V201L16 202H19L18 201ZM62 199V198H61ZM60 199V200H61ZM70 199H72V198H70ZM82 199V198H81ZM86 199V198H85ZM99 199V198H98ZM113 199V198H112ZM121 199V198H120ZM123 200L125 199V197L124 198H122ZM122 199H121V201H122ZM130 199V198H129ZM153 199H155L154 197H153ZM156 199H158V197L156 198ZM167 199V198H166ZM255 199H256V197H255ZM258 199H259V197H258ZM257 199V200H258ZM261 199V198H260ZM10 201H11V199H9ZM16 200V199H15ZM24 200V199H23ZM32 200V199H31ZM75 200H76V198H75ZM141 200V199H140ZM159 200V199H158ZM162 200H163V198H162ZM161 200V201H162ZM246 200H247V197H246ZM249 200V199H248ZM251 200V199H250ZM264 200V199H263ZM2 201V200H1ZM0 201V202H1ZM13 201H11V202H13ZM22 201V200H21ZM26 200H24V202H25ZM28 201H30V200H27V202ZM67 200H65V202H66ZM74 201V199H72V202ZM80 200H78V202H79ZM89 201H91V199L90 200H88L87 199V202L88 203H90V204H93V202L92 201H94V199L92 198V203L91 202H89ZM99 201V200H98ZM112 201V200H111ZM128 201V200H127ZM133 201H131V202H133ZM137 201V200H136ZM142 201H144V200H142ZM151 201V200H150ZM157 201V200H156ZM155 201V202H156ZM167 201V200H166ZM171 201V200H170ZM169 201V202H170ZM252 201H253V199H252ZM260 201V200H259ZM3 202H4V199H3ZM2 202V203H3ZM24 202H22L23 204H24ZM26 202V204H28ZM31 202V201H30ZM69 202H71V200L69 201ZM69 202H67V203H69ZM75 202V201H74ZM73 202V203H74ZM76 202H77V200H76ZM81 202V201H80ZM82 202H85V200L83 199V201ZM87 202H85V203H87ZM115 202V201H114ZM130 202V201H129ZM154 202V201H153ZM159 202V201H158ZM256 202H258V201H256ZM6 204H7V202H5ZM5 203H3L4 204V206H6V204ZM9 203V202H8ZM14 203V202H13ZM13 203L12 204H10V205H13ZM54 204H56L57 202L56 201H54L53 202ZM52 203V204H53ZM60 203V202H59ZM61 203H62V201H61ZM96 204H97V202H95ZM99 203V202H98ZM108 203H110V202H108ZM138 203H139V201H138ZM145 203V202H144ZM164 203V202H163ZM162 203V204H163ZM188 203V202H187ZM249 203V202H248ZM247 203V204H248ZM250 203H252L251 201H250ZM264 203V202H263ZM3 204H1V205H3ZM17 204V203H16ZM20 203H18V206H14V207H19L20 205H19ZM62 204H64V203H62ZM66 204V203H65ZM82 204V203H81ZM84 204V203H83ZM95 204V205H96ZM101 204V203H100ZM100 204H98V205H100ZM103 204V203H102ZM111 204V203H110ZM137 204V203H136ZM141 204V203H140ZM151 204V203H150ZM154 204V203H153ZM156 204L157 205H160L161 206V204L159 203H155L154 205L156 206ZM167 205L169 204L170 206H171V203H166ZM246 204V203H245ZM260 204H262V203H260ZM31 205V204H30ZM32 205H35L33 202H32ZM77 205H80V204H78L77 203ZM85 205V204H84ZM88 205V204H87ZM97 205V209L99 210V208L98 207H103V205H101V206H98ZM113 205H115V204H113ZM130 205H132V203L130 204ZM144 205H147V204H144ZM152 205V204H151ZM150 205V206H151ZM166 205V206H167ZM255 205V204H254ZM8 206V205H7ZM51 206V205H50ZM59 206V205H58ZM58 206H56V207H58ZM62 205L60 204V209L58 210L57 208V210H58V214L57 215H59V214H62L61 216L59 215L58 217H56V218H62V216L64 217V214H70L71 212H73V211H69L68 209H66L65 208V206L63 207H61ZM67 206H68V204H67ZM76 206V205H75ZM75 206H72L71 208L73 209V207H75ZM86 206V205H85ZM85 206H83V208H81L82 210H85L84 209V207ZM93 208H94V206L93 205H91ZM110 206V205H109ZM134 206V205H133ZM137 206V205H136ZM140 206H142V205H140ZM139 206V207H140ZM159 206V207H160ZM214 206H216L215 204H214ZM247 206V205H246ZM252 206H253V203H252ZM259 206V205H258ZM261 206V205H260ZM264 206V205H263ZM9 208H10V206H8ZM24 207V206H23ZM22 207V208H23ZM26 207V206H25ZM34 207V206H33ZM36 207V206H35ZM41 208H42V206H40ZM70 207V206H69ZM80 207V206H79ZM78 207V208H79ZM88 207V206H87ZM130 207H132V206H130ZM129 207V208H130ZM135 207V206H134ZM133 207V208H134ZM138 207V208H139ZM156 207H158V206H156ZM159 207L156 209V210H158L159 209ZM178 207H179V205H178ZM250 207V206H249ZM253 207H256V205L255 206H253ZM262 207V206H261ZM9 208H8V210H9ZM12 208V207H11ZM20 209L19 210H21V206L19 207ZM38 209H39V207H37ZM51 208V207H50ZM54 208V207H53ZM59 208V207H58ZM68 208V207H67ZM78 208H76L75 210H78ZM86 208V207H85ZM92 208V209H93ZM107 208H109V207H107ZM111 208V207H110ZM109 208V209H110ZM113 208V207H112ZM128 208V207H127ZM133 208H132V210H133ZM143 208V207H142ZM165 208V207H164ZM164 208H163V211H164ZM197 208H199V206L197 207ZM215 208V207H214ZM30 210V209H28L27 207L25 208V210ZM33 209V211H35L34 210V208H32ZM36 209V208H35ZM92 209H90V210H92ZM149 209V208H148ZM152 209V208H151ZM165 209H168V206L165 208ZM169 209H170V207H169ZM177 209V208H176ZM194 210L196 209V208H193ZM250 209V208H249ZM252 209V208H251ZM250 209V210H251ZM1 211H2V209H0ZM6 210V209H5ZM5 210H3V212L5 211ZM8 210H6V212L8 211ZM12 210V209H11ZM15 210H18V208H16ZM23 210H24V208H23ZM42 210V209H41ZM45 210H47V209H45L44 208V211ZM51 210V209H50ZM55 210V208L53 209V211ZM57 210H55V212L57 211ZM71 210V209H70ZM74 210V209H73ZM87 210L89 211V213H90V210H89V208H87ZM105 210V209H104ZM140 210V209H139ZM156 210H154L155 211V213L157 212ZM253 210V209H252ZM254 210H256V209H254ZM253 210V211H254ZM0 211V212H1ZM10 211V210H9ZM40 210H38V212H39ZM43 211V212H44ZM53 211H51L52 213H53ZM79 211H81L80 209H79ZM78 211V212H79ZM86 211V210H85ZM95 211V210H94ZM100 211H102L103 212V210H100ZM99 211V212H100ZM153 211V212H154ZM193 211V210H192ZM198 211V210H197ZM248 211V210H247ZM246 211V212H247ZM260 211V210H259ZM12 212V211H11ZM14 212V211H13ZM16 213H17V211H15ZM22 213L21 214H23L24 212L23 211H21ZM31 212H32V210H31ZM35 212H37V210L35 211ZM35 212H32V213H35ZM38 212H37V216H38ZM42 212V211H41ZM46 212V211H45ZM74 212H76V211H74ZM83 212V211H82ZM87 212V211H86ZM109 212V211H108ZM113 212H115L114 210H113ZM128 212V211H127ZM132 212V211H131ZM138 212V211H137ZM144 212H145V210H144ZM147 212V211H146ZM165 212V211H164ZM164 212H163V214H164ZM241 212V211H240ZM243 212H245L244 211V208H243ZM25 213H26V211H25ZM24 213V214H25ZM31 213V214H32ZM49 213H50V211L48 212L47 211V213L46 214H48L49 215ZM51 213V214H52ZM81 212H79V213H77L78 215L80 214ZM84 213V212H83ZM88 213V214H89ZM133 213H135L134 211H133ZM142 213V212H141ZM148 213V212H147ZM170 213V212H169ZM168 212H167V214H169ZM199 213L205 218V222L207 223V222H209V223H212V221L214 220V214H212V212H210V210H205V209H202V210H200L199 211ZM239 213V212H238ZM249 213V212H248ZM264 213V212H263ZM30 214V213H29ZM75 214V213H74ZM76 214V216H77V218H79V216ZM87 214V215H88ZM103 214V213H102ZM140 214V213H139ZM143 214V213H142ZM162 213L160 214V215H163ZM192 214H194V211H193V213ZM245 214V213H244ZM27 215V214H26ZM35 215V216H36ZM71 215V214H70ZM84 215V214H83ZM86 215V216H87ZM109 215V214H108ZM112 215V214H111ZM115 215V214H114ZM145 214H143V216H144ZM149 215L151 216L152 214H150L149 213ZM154 215V214H153ZM157 215V216H156ZM155 215V222L157 221L156 220V217H158V214H156ZM166 215V214H165ZM238 215V214H237ZM35 216L33 215V217L35 218ZM37 216H36V218H37ZM40 216V215H39ZM44 216V215H43ZM71 216H73V214L71 215ZM75 216V215H74ZM82 216V213L80 214V217ZM118 216V215H117ZM142 216V215H141ZM148 216V215H147ZM147 216H146V218H147ZM166 216H168V215H166ZM242 217H243V214L241 215ZM239 217V218H242V217ZM47 217V216H46ZM49 217H50V219L53 217V216H50L49 215ZM49 217H48V219H49ZM84 217V216H83ZM82 217V218H83ZM131 217H132V215H131ZM134 217H136L135 215H134ZM152 217H154V216H152ZM163 217V216H162ZM39 218V217H38ZM44 218V217H43ZM72 218V217H71ZM70 218V219H71ZM74 218V217H73ZM76 218V219H77ZM92 218V217H91ZM90 218V219H91ZM141 218V217H140ZM139 218V219H140ZM244 218V217H243ZM242 218V219H243ZM81 219V218H80ZM124 220H126L125 218H123ZM145 219V218H144ZM152 219V218H151ZM159 219V218H158ZM166 219V218H165ZM190 219L191 220H193V217L191 218L190 217ZM195 219V218H194ZM245 219H246V217H245ZM37 220V219H36ZM39 220H41V219H39ZM46 219H44V222L45 223H47L46 221H45ZM53 220H55V218L53 217V219L52 220H50V221H53ZM64 220V219H63ZM65 220H67V219H65ZM73 220H75V219H73ZM79 220V219H78ZM87 220V219H86ZM89 220V219H88ZM147 220H148V218H147ZM149 220H150V218H149ZM160 220L161 219H159V222H160ZM170 220V219H169ZM26 221V220H25ZM49 221V220H48ZM49 221V222H50ZM56 221V220H55ZM127 221H129V218H128V220ZM131 221V220H130ZM133 221V220H132ZM140 221V220H139ZM190 221V220H189ZM254 221V220H253ZM31 222H32V220H31ZM63 223L64 222H66V221H62ZM70 222V224H71V220L69 221ZM68 222V223H69ZM74 221H72V223H73ZM76 222V221H75ZM148 222V221H147ZM158 222V223H159ZM163 222L164 221H162V225H163ZM166 223H167V220L165 221ZM170 222V221H169ZM168 222V223H169ZM261 222V221H260ZM34 224H36L35 222H33ZM50 223H52V222H50ZM49 223V224H50ZM57 223H59V222H57ZM120 223V222H119ZM123 223H125V222H123ZM128 223H130V222H128ZM138 223V222H137ZM140 223V222H139ZM138 223V224H139ZM142 223V222H141ZM140 223V224H141ZM145 223V222H144ZM151 223H153V222H151ZM151 223H149V225L151 224ZM157 223V222H156ZM155 223V224H156ZM157 223V224H158ZM171 223V222H170ZM237 223V222H236ZM254 223H255V221H254ZM262 223H264V222H262ZM66 224V223H65ZM137 224V225H138ZM165 224V223H164ZM191 224H194V223H192L191 222ZM197 223L195 222V225H196ZM39 225V224H38ZM54 227H58L59 225H64V224H58V225H55V224H52ZM120 225H122V223L120 224ZM128 225H131V223L130 224H127V226ZM133 225V224H132ZM142 225H143V223H142ZM144 225H148V223H146V224H144ZM143 225V226H144ZM151 225H153V227H155V225L154 224H151ZM150 225V226H151ZM172 225H173V223H172ZM201 225V224H200ZM200 225L199 224H197L196 226H198V227H200ZM35 225H33V227H34ZM50 226V225H49ZM49 226H47V227H49ZM52 226V227H53ZM61 226H60V228H61ZM65 226V225H64ZM126 226V227H127ZM134 226H136L135 224H134ZM141 226V225H140ZM158 226V225H157ZM164 226V225H163ZM174 226L175 225H173L172 227L174 228ZM190 226H192V225H190ZM194 226V225H193ZM264 226V225H263ZM32 227V228H33ZM51 227V226H50ZM63 227V226H62ZM142 227V226H141ZM144 227H146V226H144ZM148 227V226H147ZM177 226H175V228H176ZM4 228V227H3ZM38 227H36V229H37ZM45 228V227H44ZM120 228V227H119ZM118 228V229H119ZM131 228V227H130ZM130 228H128L129 229V233L131 232V229ZM134 228V227H133ZM149 228V227H148ZM162 228V227H161ZM169 228H171V226H169ZM172 228V229H173ZM16 229V228H15ZM42 229L43 228H41L40 230L42 231ZM84 229V228H83ZM99 229V231H101V228L99 227L98 228ZM110 229V228H109ZM108 229V230H109ZM111 229H112V227H111ZM123 229V228H122ZM141 229V228H140ZM145 229V228H144ZM143 229V232L144 231H146V233H147V228L144 230ZM150 229H152V228H150ZM164 229V228H163ZM12 230V229H11ZM17 230V229H16ZM18 230H20V229H18ZM30 230H31V227H30ZM37 230H39V229H37ZM39 230V231H40ZM45 230H47V229H45ZM53 230V229H52ZM56 230H57V228H56ZM135 230H137V229H135ZM142 230V229H141ZM153 230V229H152ZM167 231H168V228L166 229ZM170 230V229H169ZM205 230H207L206 228H205ZM210 230V229H209ZM262 230H263V228H262ZM13 231V230H12ZM31 231H34L33 229L31 230ZM40 231V232H41ZM44 231V230H43ZM42 231V232H43ZM107 230H105V232H106ZM110 231V230H109ZM116 230H114L113 232H115ZM157 231H159V230H157ZM156 231V232H157ZM173 231H174V229H173ZM172 231V232H173ZM189 231V230H188ZM187 231V232H188ZM208 231V230H207ZM11 232V231H10ZM16 232V231H15ZM20 232V231H19ZM35 232V231H34ZM41 232V233H42ZM47 232V231H46ZM53 232V231H52ZM59 232V231H58ZM97 232V231H96ZM102 232V231H101ZM117 232V231H116ZM116 232L114 233L115 235H116ZM125 232H127L128 233V231H125ZM155 232V233H156ZM162 232H164L163 230H162ZM166 232V231H165ZM170 232V231H169ZM38 233V232H37ZM48 233H50V230H49V232ZM103 233V232H102ZM101 233V234H102ZM138 233H139V231H138ZM146 233H145V235H146ZM152 234H153V231L151 232ZM150 233V234H151ZM159 233V232H158ZM171 233V232H170ZM186 233V232H185ZM207 233V232H206ZM209 233V232H208ZM207 233V234H208ZM262 233H263V231H262ZM17 234V233H16ZM34 234V233H33ZM38 234H40V233H38ZM45 234V233H44ZM43 234V235H44ZM54 234V233H53ZM63 234V233H62ZM100 233L99 232H97V235H96V237L99 235ZM104 234V233H103ZM107 234V233H106ZM108 234H110V233H108ZM107 234V235H108ZM112 235H113V233H111ZM121 234H124V233H121ZM121 234L119 235V233H118V235H119V237L121 236ZM141 234H143L142 232H141ZM148 234V233H147ZM161 234V233H160ZM9 236H10V234H8ZM76 235V234H75ZM88 235H89V233H88ZM105 235V234H104ZM103 235V236H104ZM114 235V236H115ZM125 235V234H124ZM130 235H132V233H130ZM130 235H128V236H130ZM144 235V234H143ZM166 235V234H165ZM169 235V234H168ZM167 235V236H168ZM174 235V234H173ZM181 235V234H180ZM179 235V236H180ZM209 235V234H208ZM207 235V236H208ZM263 235V234H262ZM17 236H18V234H17ZM22 236V235H21ZM71 236V235H70ZM100 236V235H99ZM99 236H98V238H99ZM137 236V235H136ZM135 236V237H136ZM139 236H141V235H139ZM162 236L164 237V235H163V233H162ZM167 236H166V238H167ZM26 237V236H25ZM105 237V236H104ZM107 237V236H106ZM113 237V236H112ZM134 236H132L131 238H133ZM134 237V238H135ZM138 237V236H137ZM142 237V236H141ZM147 237V236H146ZM148 237H149V235H148ZM151 237H153V236H151ZM156 237V236H155ZM170 237V236H169ZM168 237V238H169ZM264 237V236H263ZM8 238V237H7ZM108 238V237H107ZM118 238V237H117ZM123 238V237H122ZM121 237H120V239H122ZM124 238H126V239H128L127 237H125L124 236ZM160 238V237H159ZM159 238H158V242L162 239H160L159 240ZM171 238V237H170ZM174 238V237H173ZM175 238H177V237H175ZM181 238V237H180ZM77 239V238H76ZM94 239V238H93ZM106 239V238H105ZM108 239H110V238H108ZM108 239H106V240H108ZM142 239V238H141ZM149 239H152V238H149ZM153 239H154V237H153ZM211 239V238H210ZM21 240V239H20ZM67 240H69V239H67ZM73 240V239H72ZM75 240V239H74ZM90 240V239H89ZM88 240V242H90ZM91 240H92V238H91ZM96 240V239H95ZM99 240V239H98ZM104 240V238L102 237V241ZM114 240V239H113ZM132 240H136V239H132ZM131 240V241H132ZM147 240V239H146ZM146 240H144V242H146L147 243V241ZM155 240V239H154ZM175 240V239H174ZM173 240V241H174ZM177 240H179V238L177 239ZM188 240V239H187ZM70 241V240H69ZM68 241V242H69ZM83 241V240H82ZM82 241H81V244H82ZM86 241V240H85ZM110 242L112 241V240H109ZM108 241V242H109ZM118 241V240H117ZM119 241H121V240H119ZM128 241V240H127ZM153 241V240H152ZM152 241H150L151 243H152ZM169 241V240H168ZM180 241V240H179ZM41 242V241H40ZM65 242H67V241H65ZM71 242V241H70ZM73 242H76V241H73ZM78 242H80V239H79V241ZM98 242V241H97ZM122 242V241H121ZM120 242V243H121ZM124 242V241H123ZM129 242H130V240H129ZM133 242V241H132ZM131 242V243H132ZM161 242V241H160ZM170 242L172 243V240H170ZM177 242V241H176ZM4 243V242H3ZM3 243H1V244H3ZM63 243V242H62ZM85 243V242H84ZM93 243V242H92ZM112 243H114V241L112 242ZM116 243V242H115ZM114 243V244H115ZM118 243V245H119V242H117ZM116 243V244H117ZM142 243V242H141ZM174 244H175V242H173ZM215 243H216V241H215ZM72 245H73V243H71ZM76 244V243H75ZM134 244V243H133ZM136 244H137V242H136ZM148 244V243H147ZM156 244H157V242H156ZM160 244V243H159ZM162 244H163V242H162ZM173 244V245H174ZM178 244V243H177ZM4 245V244H3ZM89 245V244H88ZM107 245V244H106ZM111 245V244H110ZM110 245H108V246H110ZM117 245V246H118ZM135 245V244H134ZM143 245V244H142ZM161 245V244H160ZM171 245V244H170ZM180 245V244H179ZM4 246H6V245H4ZM63 246H64V243H63ZM66 246V245H65ZM68 246V245H67ZM70 246L71 245H69V247H68V249L70 248ZM74 246V245H73ZM77 246H78V244H77ZM91 246V245H90ZM115 247V248H118V247ZM135 246H137V245H135ZM135 246H134V248H135ZM175 246L176 245H174V248H175ZM157 247H159L158 246V244H157ZM157 247H155V248H157ZM161 247V246H160ZM162 247H164L163 245H162ZM177 247V246H176ZM204 247H205V245H204ZM209 247V246H208ZM207 247V248H208ZM1 248H3L2 246H1ZM65 248H67V247H64V250H65ZM81 248V247H80ZM98 248H100V247H98ZM109 248V247H108ZM114 248V249H115ZM120 248V247H119ZM152 248V247H151ZM168 248V247H167ZM167 248H165V249H167ZM5 250L7 249L6 247L4 248ZM3 249V250H4ZM61 249V248H60ZM97 249V248H96ZM113 249V248H112ZM137 249H139V248H137ZM154 249V248H153ZM151 250V249H148V250H151V251H153V252H155L154 250ZM158 249V248H157ZM169 249H170V247H169ZM168 249V250H169ZM205 249H206V247H205ZM57 250V249H56ZM59 250V249H58ZM73 250V249H72ZM77 250H78V248H77ZM140 250V249H139ZM138 250V251H139ZM148 250L146 251V253L148 252ZM167 250V251H168ZM17 251V250H16ZM61 251H63L62 249H61ZM60 251V252H61ZM70 251V250H69ZM74 251H75V248H74ZM73 251V252H74ZM102 251V250H101ZM105 251V250H104ZM107 251V250H106ZM112 251V250H111ZM158 251H160L159 249H158ZM158 251H156V253L158 252ZM1 252V251H0ZM4 252V251H3ZM3 252H1L2 254H0V256L2 255V256H4V253ZM64 252V251H63ZM62 252V253H63ZM66 252V251H65ZM96 252H99V251H97L96 250ZM95 252V253H96ZM110 252V251H109ZM136 252H137V250H136ZM142 252H143V250H142ZM141 252V253H142ZM160 252H162V251H160ZM160 252H159V254H160ZM166 252V251H165ZM164 252V253H165ZM5 253H6V251H5ZM72 253V252H71ZM70 253V254H71ZM77 253V252H76ZM82 253V252H81ZM143 253H145V252H143ZM149 253V252H148ZM156 253H154V254H156ZM168 253V252H167ZM65 254V253H64ZM66 254H68V253H66ZM69 254V255H70ZM138 254H139V252H138ZM153 253H152V257L154 256V257H157V256H155ZM158 253H157V255H159ZM163 254V253H162ZM161 254V255H162ZM5 255H7V253L5 254ZM76 255V254H75ZM97 255V254H96ZM142 255V257H144L143 256V254H141ZM141 255H139V256H141ZM1 256V257H2ZM163 256V255H162ZM164 256H165V254H164ZM70 257V256H69ZM71 257H72V255H71ZM77 257V256H76ZM75 257V258H76ZM94 257H96V256H94ZM148 257H149V254H148ZM147 257V258H148ZM151 257V258H152ZM4 258V257H3ZM5 258H7V256H5ZM74 258V257H73ZM72 258V259H73ZM74 258V259H75ZM145 258V257H144ZM158 258H160L159 256H158ZM1 259V258H0ZM71 258H69V260H72ZM142 259V258H141ZM140 259V260H141ZM149 259V258H148ZM147 259V260H148ZM5 261V259H2L1 261ZM7 261H8V258H7ZM93 261H94V259H93ZM92 261V262H93ZM145 261V260H144ZM6 262V261H5ZM71 263H73L72 261H70ZM79 263L80 262H82V261H78ZM77 262V263H78ZM94 262H97V261H94ZM93 262V263H94ZM142 262V261H141ZM0 263H2V262H0ZM7 263V262H6ZM31 263V262H30ZM70 263V264H71ZM76 263V264H77ZM92 263V264H93ZM14 264H16V263H14ZM17 264H19V263H17ZM68 264H69V262H68ZM83 264V263H82Z\"/></svg>",
	"mask_w": 264,
	"mask_h": 264
},
{
	"label": "built area",
	"instance_id": "obj_3",
	"mask_svg": "<svg viewBox=\"0 0 264 264\" xmlns=\"http://www.w3.org/2000/svg\"><path fill=\"white\" fill-rule=\"evenodd\" d=\"M193 3L196 12L187 16L188 18L184 20V22L188 21L189 29H193L190 22L192 17L198 18L201 25L216 29L219 28L223 20L225 21L230 16L228 14L232 7L231 0H194ZM224 29L225 34L228 36L231 31L230 24L225 23Z\"/></svg>",
	"mask_w": 264,
	"mask_h": 264
}]
</instances>
